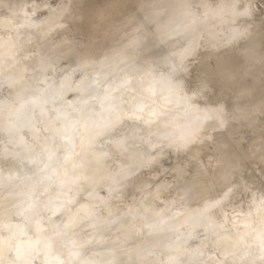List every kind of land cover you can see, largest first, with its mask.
Segmentation results:
<instances>
[{"label": "rangeland", "instance_id": "rangeland-1", "mask_svg": "<svg viewBox=\"0 0 264 264\" xmlns=\"http://www.w3.org/2000/svg\"><path fill=\"white\" fill-rule=\"evenodd\" d=\"M139 1L140 0H76V1L75 0H0V28H2L4 30L16 29L15 34L17 35L16 36L13 32H7V35L6 36L7 37H10L11 39H7V41H4L3 43H0V76L1 75L9 76V79H7V80H5L3 82L1 81V78H0V113H2V111L4 113V115H1L0 117L2 118L3 121H5V125H14L16 123V119L20 116V114H22L24 111H26L28 109L30 111V110H32L34 108L33 111H36L37 112L36 114L39 115V114L43 113V115L46 116L47 118H49V120H51L53 122L54 121L57 122V124H58V130L59 129H63V128L66 129V127L69 126L70 124H69L68 120L67 121L64 120L65 117L63 116V114H66V115H69L70 117L71 116L73 117L74 113H77L76 111H78V108H77V105L78 104L76 102H77V100H79V97H77V96H70L72 94V92L70 93V95H69V93L67 94L68 97H65V98H63L61 100L48 101V102H46V100H44V104L41 103L43 101V99H42L43 96L45 97V95L48 92V90L53 86V83H54L53 81H56L57 79L60 80L59 78L62 79V78H65V77L68 76V75L63 74V73H64V69L66 70L69 65H66L67 67L66 66H63V65L60 66V67L58 66L57 63L59 62V59H60L59 58L60 57V53H58V52H50L49 53V51H47L48 45L46 47H44L45 44L41 40H39V38L41 37V35L43 33V30H42V32L40 34H37L34 37V39H31L30 36H32L35 32H38V29H39V25L38 24L41 23V21H38L37 18H41V16H43V15L46 16V14L49 15L50 12H52V14L50 16L53 18V20L54 19H60L59 21L61 22L62 20H64L67 17V22L64 20L65 23H66V25H64L63 27H66V29L71 28V30H72V29H74V24H72L71 21H69L70 19H72V21H73L74 18H76L78 15H80V12H85V11H88L89 12V11H92L94 9V13L97 12V14H99V13L102 14L103 11H105V13L106 12L109 13V14H114L115 13L118 16H120V17L122 16L123 17V18L121 17L122 20L120 22H117L118 24L117 23L114 24L116 26V28L114 29V31H115L117 29H120L123 26L128 25L129 23H131L132 21H134L136 17L140 16V14L137 13V9H136L137 8L136 5H137V3ZM142 1H145V0H142ZM164 1L166 3L171 4L173 7H176V8L179 7V6H181V5H183V4H185V0H164ZM190 1L191 2H196V4L193 7H191V9H190L194 13L199 10V6L201 7V5H205V6H207L210 9L213 10V13H212L213 21H211V24H212L211 26L212 27H211V31L210 32H212L214 30H219L220 23L223 22L222 21V18L228 17V16H231L233 18L239 17V19L237 21L238 27L241 26L246 31V32H244L242 34L241 38H239L235 42V45L231 48V50L233 49V51H230L232 53H229L228 54L229 56H227V54L225 55L224 54V51H218V52L215 51L214 54H216V56L221 57L224 54L223 57H225L226 60H227L231 56L236 55L237 57H236L235 61H233V63H232V68L233 69H239L241 71L242 68H243V61L244 60L242 59L241 56L238 55V52H240L241 49L243 50V48L246 45L247 40H251V41L255 42L256 49L258 50V52H260L261 57L264 58V0H244V1H241V0H190ZM43 2L44 3L45 2H49V6L50 7H53V8L51 9V8H49L47 6H44V8H40L36 12H33L32 11L31 5H36V4L41 5V4H43ZM60 4H61V6H60ZM65 4L68 6L67 7V10H66V7L60 9V7H62ZM205 6H203V7H205ZM203 7H201V8H203ZM250 8H252V11L251 10L249 11ZM57 11H59V12H57ZM19 12L23 14V17L24 18L18 19L16 17L15 13H19ZM193 12H192V14H193ZM38 16H40V17H38ZM196 19H198V21H199L198 24L199 25H201L203 23V20H204L203 17L197 15L196 16ZM55 23H57V22H55ZM48 24H49V20L48 21L45 20V22H44V34L48 31L47 30ZM120 24H123V25L120 27ZM145 31H146V33H148V28ZM52 34H54V32ZM52 34L48 38L51 41H53V40L55 41V38H56L57 34H55V35H52ZM145 35H147L149 37L148 34H145ZM14 36H16V38H14ZM72 37L74 39L77 38V37L80 38L81 37V32L79 31L78 33H75ZM93 42L95 44H93L92 46L95 47V48L100 47L102 45L101 40H99V41L96 40V41H93ZM108 43H109V41L105 40L104 47ZM179 44L180 43H178V45L176 44V46H179ZM187 48L190 49L192 47H187ZM163 49H164V51L167 52V50H165L164 46H163ZM195 49H198V50H195ZM195 49H194L195 51L193 50L195 53L192 56V58H189L186 61V65L188 66L187 67V70L189 72L188 71L187 72H184V75H182L183 73L180 72L181 70L179 68H176L175 69V68L172 67V65L169 63L170 60L167 63H165L166 66L171 65V69H170L171 70L170 71L171 73L169 72V74H171V78H174L175 77L176 79H179L180 78L182 80L181 83H180L181 85L180 84L177 85V87L178 86H182L181 87L182 90H180V92L178 91L179 93L177 92V90H174V89H171L172 91H170L169 88L167 87L166 79L164 78L165 79L164 80L162 77H160L161 74H164L163 71H167L168 68L161 69L162 71L159 70L158 72L156 70H153L154 73H153L152 69L149 68L151 71L147 69V71H146L147 73H145V74L146 75L149 74L148 77L150 79H147L148 77L144 74L145 71L141 73V74H143L142 76H140L141 74L138 75V76L137 75L134 76V74L130 70H120V69H117V70H114V71L110 72V75L108 76V78L110 79V83L112 84L111 85L112 88L110 89V93L108 94V96L105 99H103V100H102V97L96 96L93 99H90V100H88L86 102H79L80 103V107H81L80 109H81V112H82L83 117H84V115H85V109L86 110L87 109H91L90 108V106H91L92 107L91 110L92 111L95 110V111H93L94 112L93 114H95V112H97V115L95 114L96 116H94V119L95 120L99 119L100 122H103V123L100 124L99 120H97L98 121L97 122L98 123V126L100 127L99 128V132L101 134L98 137L96 136L97 138H92L91 139V142H93V144H91L89 146V148L91 149V152H96V150H98V151H102V152H105L106 153V155H104L103 158H101V159L103 160L105 166L108 167L107 164H109L108 173H109L110 177H112L113 175L115 176V173L114 172H116V170L119 168V166H121L120 165L121 162L118 160L119 157H121V155L118 154L119 152L116 153V152L112 151V148L111 147H113V146L114 147L117 146L119 148L124 149L126 153H128V151L130 150V152L128 153V155L125 156V158H124V160L126 161L125 163L129 165L130 169H132V167L134 165V163L131 162L133 160V157H134L132 155V152H135V151L138 150L139 151V154H140V157H141V155L143 157L144 153H145L144 156L147 155L146 157H143L144 159L142 158V161L140 163L142 169H144L146 167V164H145L146 161H150L151 158L157 152L159 153V152H163L164 151L162 153V155H164L166 157L163 156V157H161L159 160H157L155 162V167L158 168L157 170H160L162 168V171H160L161 173L159 172L160 173V177L158 175V178H156L154 181H151L150 187L148 188V190H154V189L157 188V186L159 184H163L162 185L163 186L162 187V190H160V191L158 190L159 193H157L158 196H163V195H165L163 191L171 183V186L170 187L172 189H171L170 193L167 196H169V197L172 196V197L169 198V199H167L166 200L167 203H165V204H168L170 206L169 208H171V209L172 208H175L177 206V208L175 210H177V209H180V210L184 209L185 210V211L184 210L182 211L183 213H181V214L179 213V215L182 216L181 218L179 216V219H183L184 216H186L185 213L190 214V211L194 207L195 208L193 210H196L197 209L200 212H205V209L210 208L209 207L210 206L209 204L214 203L216 201V199L220 203L217 201L215 203V204L218 203L217 205H214V204L211 205L210 210L212 208H213L212 210H214V207H216L215 210H218V212H220L221 207H222V210H223V208H224V210H226L228 208V206L230 205L231 208L229 207L230 209L228 208V211L229 210H231V211L228 212L226 210L227 212L224 211L223 213L224 214L227 213L229 215V217L231 218V220H230L231 222H228V216L225 217V216H223L224 214H222V215H220L221 218H222V221H221L220 217L219 218H215L216 220L214 219L216 221V223H215L214 220L212 221L213 222V227L214 228L217 227L216 230H218L219 232L221 231V234L220 233H218V234L215 233V232H218V231H215V229L212 228V226L210 228H212L214 230H211L209 228L208 229V232L215 231V232H212V234L210 236H214V234H215L216 237H218L219 235L222 236V231L224 232V230H226V228L228 229L229 227H232V225H234L232 227L233 230H234L237 221L239 223V224L237 223L238 227H239V225L240 226L241 225H244V227H246V228H244V230L248 229L251 226L249 228V230H247L249 233H247L246 231L245 232L243 231V226L242 227H239V228L242 229V231L240 230L241 232H239V230H237L235 228L236 230L234 232L238 231L240 233V234H238V232H237L236 234H238V235L235 236V237L236 238L238 237V239H240L241 237L243 239V237H244L243 241L245 240V243H244L243 241H238L237 242V239H235L236 240V241L234 240L235 243H239V244L241 243L240 245H242L244 243L245 245H247L245 247L244 244H243V246H240L239 244H234L233 243L234 241L231 242L234 245H239L240 248L244 247V249L239 250V252L242 251L241 254L239 252H237L238 249H239L238 246H236L237 247V250H235V251L232 250V251L236 252V254H233L234 252H231V253L229 252L231 250L230 247H229V246H231V245H229L230 244L229 241H231L230 239L231 238H234V235H236L234 233H231L229 231V229H230L229 228L228 229L229 233H225L224 232V235L226 234V237H227L228 234H232L233 237L231 235H228L226 241H223V239H225L226 237L223 238V239H222V237L221 238L219 237L221 239V241H222L223 244L220 242V239L218 241H216L217 238L215 240V237H212L213 239L208 240L211 237L209 236L208 233H206V235H205L206 238L204 237L205 240L204 239H201V242H200V240L197 241V243L200 245L199 246L200 248H198V244L197 243L195 244L196 245L195 246V251L200 252V250H202V248H204V246L206 247V245H208L207 244L208 241H209V243L212 242V241L214 242V243L212 242V247H211L212 249L214 247L213 244H216V247L219 246V248L222 251L224 250L223 247L224 248H227V249L229 247V250L225 249V251L221 252V250H219V248H217L218 249L217 250L216 247H215V251L216 252H214V250H213V253H211L212 252V249H210V246H211L210 245L211 243H210L209 246L206 247V248L209 247L208 248L209 251H207L206 248H204L203 251L200 252L202 254L199 253L200 254V256H199L198 252L196 253L197 254L196 255L195 254V251H193L194 249H191L190 246H189V244H188L187 245L188 248L186 246H182L181 247L182 249H184L186 247L185 250H186L187 253L185 252L186 253V256H185V253L183 252L184 250L181 251L182 249H180V247H176V245H171V244L175 243L174 241L179 240V239H177V237L179 236V232L178 231H179L180 225H178L177 221L175 222L173 220L170 225H172L174 223V224H176L178 226V229H176L177 226L174 225V228L172 227L173 230L172 229H169L170 232L168 231V229H167L168 232H166V228H170V226L167 225V227L165 228V231L163 230V228L166 225L165 226L164 225L162 226V228H161L162 230L161 231L164 232V234L162 232V235L165 236V237L161 236V232H160V235H159V231L160 230L158 231V233L156 231L158 229V228H156V226H158V227H161V226H160V223H157L158 221H156V219H155L156 218V213H154L155 210H160V209L161 210L162 209L163 210H167V208H168L167 207L168 205H165V204L162 207V201H160V199H157L156 197L155 198H152L151 200H148V199L144 198L143 195L138 196L137 194H135V195H137L139 197V199L142 200L143 204L145 205V209L148 210L146 212V216H148V218L150 217L151 219H153V218L155 219V221L153 222L154 224L152 225V227L150 229L146 230L147 231L146 234H143L146 237L143 236V235H141L143 237H142V239H141L140 242L138 240H136V238L135 239H131L132 238L131 237L132 234H131V236H128L125 239V242H124V238H122V235H120V237H118L119 235H117V234H122V232L120 230L121 228L120 229L117 228V230H115L112 227V225H110V224L109 225H106V227H104L105 226L104 225V221H106L105 219H107V218L101 214L102 211L101 212H97V213L95 212V215H94V217L92 218L91 221L89 219H85V218H82L83 220H81L80 217H77L76 216V217H74L75 219L70 223V225H68V222L70 220H68V216H67L65 210L67 209V212L69 211L71 213V211H72V213H74V210H73L74 209L73 208L74 204H75L74 207H75L76 210L79 209V212L80 213L86 214V215L89 214L90 210L92 211V213H94V210L95 209H94L93 204H90L89 203V200L90 199H88L85 196L84 193L81 194V193H79V192H77L75 190H72V189H69L67 191H64L63 190V188H64V186L66 184L65 183L66 178H64V174H63V177L60 178L62 176V174L60 176V174L58 173V170H56V169H59V172L60 173H61L62 170H63V173H65L66 172L65 170L68 171L67 168L66 169L65 168L63 169V166H65V163L64 164L63 163L62 164H58L56 162H60L61 160L56 159L54 162H52L53 166L51 167L50 164L49 165L46 164L44 160H40V161L38 160L37 161V164L35 166V162L36 161L34 162L32 154H28L27 153L28 150H29V148L32 147L35 144V142L37 140L36 138H40V137H44V136H47V137H50V138H57V136H58L57 133H56V128L54 126H53L54 128L51 127V122L48 123V124L44 122V126H43L42 121H41V117H40V122L39 123L37 122V123L33 124L32 126H25L24 127V130L21 133L19 132V134H20L19 135V138L18 137H15L13 133L7 132L5 129H2L0 127V199L2 200L3 198H5V201H4L5 203L4 204L3 203H0V264H8V263L9 264H12V263L15 264V261L16 262H19V260H21V261L18 264H23L22 260L24 261V264H26V262L29 261V260H30V262H27V264L28 263L29 264H33V263H35L34 261L36 259H37L38 262L36 261L37 263H35V264H39V262H40L39 260H41V263L42 264H145V263L146 264H150L151 260L154 261V262H151L152 264L153 263L154 264H163V262L161 261V259H163L164 257H165V259L166 258L168 259V257H170V256H171V258L168 259L169 260L168 262H167V259H166V262H165V259L163 260L164 261V264L171 263L170 262L171 259H172V261L174 260L173 262H175L177 264L179 263L178 262L179 260H180V263L181 264H185L187 262V260H185V259H188V258H190L188 260V262H190V260H191V262H194L195 261L193 264H206V261H207V264H209V263H211V264L214 263L215 264V263H218V262H219L218 264H220V263L221 264H224L225 260H226V262L229 261L228 263L231 264L234 261L233 258H236L237 257L236 255H238V259H236L234 261V263L236 261H238L239 263L236 262L238 264H241V263L244 264L245 262L247 264H253L252 262H254V260H255L254 258H257L258 259V257H256V256L255 257H252V255L254 253H257V251L255 250V248H253V247H257L256 249L257 250L258 249L260 250V248L263 246V244H260L259 242H261L260 239L262 237L264 238V236H262V233L263 232H261L264 229H262V230L260 229V227L262 226V223H259L261 221H264V219L263 220L261 219V218H264V214L262 215V213H264V211H262V209L264 210V204H263L264 203V201H263L264 200V194H262L263 193L262 191L264 189H261L260 190V187L257 188L258 187L257 185L260 186V183L262 182V179L261 178H263V183H261V184L264 186V173H262L264 171V169H263L264 166L262 168V165H264V114H253L252 113L253 115L251 114L248 123H243L242 125H239V126L235 127L232 131H230V133H229V130L230 129L229 130L227 129V131L226 130H222L223 133H224L223 136L220 135V133L216 135L217 132H212V130L216 131L215 130L216 127H213L212 128V126L214 124H211L210 125V122H205L204 117H206V116H204V114L207 115L206 113H212V112L214 113L215 111H213L214 110L213 108H216L217 105H221L222 104L219 107H223V105L227 102V98H229V96H227V95H229L231 92L229 94L228 93H225L227 91L228 92L230 91V88H227V86H226V90L227 91L224 90L225 88L224 89L222 88V87H224L222 85H220V87L222 88L221 90L219 89L220 87H218V86L215 87L214 86L210 90L211 91L212 90L213 91H219V93L216 92L217 94L215 92L214 93L216 95L219 94L221 97L219 95L218 96L213 95L214 96L213 97L211 91L208 92L209 90H207V91L204 92L203 90H205V89H201V86L204 85L205 79H203L202 81H200L199 79L197 80V78H196L197 74H200V70L202 71L203 68L205 70H208V71H211V70L213 71L215 69V65H216V61H217L216 59L217 58L212 55L213 54V51H211L209 49H206V46L204 44V40H201V45L195 46ZM172 58L177 59L173 55L170 57V59L174 61V59H172ZM45 59L47 60L48 65L46 67H44V69L42 71L43 77L37 83L35 91L29 93L30 95L23 97V99H22V97H19V98H16V99L15 98L12 99V97L14 96V94L17 91L24 89V87L27 85V82H28V76L31 73H33V71L36 69V67L37 68L40 67L41 69L43 68ZM202 60L204 61L203 63H201ZM9 63H11L10 67L8 69H6L5 71H3L4 67L6 65H8ZM97 65H98V63H94L91 66H94L95 68H97L98 67ZM178 66H181V64H178ZM68 69L69 70L71 69V73L75 74V82H76L75 85H79V84H82L84 82H88L89 81V78H91L94 74L95 75L97 74V73H94L91 76L89 74L83 75V74L79 73V71H75L74 68H69L68 67ZM148 71L149 72H152L153 74H155V75H153V77L154 76L155 77L158 76V73L160 72V75L158 76V77H160V79L158 77H156V78L154 77V78L157 81H158V79L161 80V82H159V81L156 82L155 79L153 80L152 79L153 77H151L152 74L151 73H148ZM155 72H157V74ZM262 72H264V67L262 68ZM262 72L259 73V74L258 73H255V74L250 75V78L251 79L250 78L247 79L248 82L251 81L250 85L256 83V84H258L261 87L264 86V73L262 74ZM130 73H131V75H130ZM150 74H151V76H150ZM128 75H129V77H128ZM139 76L141 77V79H139L140 78ZM137 79H139V81ZM150 80H153V81H150ZM162 80H163V82H162ZM141 81L142 82L144 81V83H146V81H147V83L150 81V84H152V85H153V82H154V85L153 86L151 85V87H150L149 86L150 84H146L147 87H145V84L141 83ZM139 83H141L140 84L141 89H140V87H137V86H139L138 85ZM170 86H174V85L171 84ZM193 87L194 88L195 87L196 88L198 87V90L197 91L200 94H197L198 92L196 91L197 92L196 93V96H198V97L195 99V102H193L194 101L193 100L192 102H189V103H191V105L193 103H194V105L195 104L196 105L198 104V106H196V105L193 106L192 105V107H191L189 103H186L187 101L184 100L185 98L181 102H184L185 101V103H186L187 106L186 105H182V103L179 101V99L181 100V97H185V96H183L184 95L183 92H188L187 94H189V93H191ZM143 88L144 89L145 88L150 89V91L149 90H146L147 93H145V91H144ZM214 88L215 89L218 88V90L217 89L215 90ZM183 90H185V91H183ZM140 91L142 92V94L145 93L143 97L140 95L141 94ZM148 91L150 92V94L148 93ZM221 91L225 95H223V94L221 95ZM66 93L67 92H65V94ZM128 93H130L131 95L133 94V96H135L134 93H139V96L137 94L136 95L137 98H134L133 96L130 95L131 96V99H129V100L132 101V102H130L128 100V98L130 97ZM34 94H36V95H34ZM207 94H209L208 95L209 97L211 95L212 98H208ZM40 96H41V98H40ZM200 96L202 98H200ZM203 96H205V97H203ZM222 96H224L226 98V100ZM206 97H207V100H205ZM216 97H219V99L220 98L221 99L223 98L222 100H219V101H222V103L221 102H218V100H217V102L220 103V104H218L216 102V99H217ZM28 98H30V99H28ZM213 99H215V101ZM92 100H96V101L94 102ZM210 100H213L215 103L212 102V101H210ZM10 101H12L13 103L10 102ZM153 101H156L157 104L155 102H153ZM223 101H224V103H223ZM131 103L132 104H135L136 107H139L138 108L139 112L142 113V111L145 110V113H147L150 116H147V115L145 116V113H142V114L140 113L139 115H137L139 113L137 111V113H136V115L138 116L137 117L134 114V112H135L134 110H137V109H135L136 108L135 106H134L135 108L132 107V106H131L132 107L131 108L130 107V104ZM98 104H99L98 109H94V108H97ZM199 104L201 105V107L199 106ZM210 105H212L213 108H211ZM36 106H39L38 107L39 109ZM209 106L213 110H211L209 108ZM31 107H33V108L31 109ZM42 107H43V109H42ZM102 107L107 108V109L104 110V108H102ZM183 107H185V108H183ZM203 107L204 108L206 107V108L203 109ZM219 107L216 109V111L219 109ZM7 108H12L13 110L6 111ZM176 108H179V109L182 108V109L179 110V111H176V110H178ZM194 108H196L197 110L194 109ZM207 108L210 109V110H208ZM250 108H251L250 107V104L248 105V103L243 102L241 105H238V106L235 104L233 106V109L227 111L228 114H224V112H222V114L225 115V118L226 117L227 118L228 117H234L235 118V115L238 114L239 111H242V110L248 111ZM102 109L104 111L101 112ZM129 109L130 110L133 109L134 112L131 111V113H130L128 111ZM202 109L204 110L205 113L202 112L203 111ZM206 109L208 111H205ZM171 110H173V111H171ZM125 111H128L129 112V114H128L127 117H130L131 116L130 119L126 118V120L127 119L128 120L125 122V124L124 123L121 124V127H124V126L125 127L124 128L119 127V128H121V130L119 128H117L119 131L117 129H115V130H113L115 132H111V135L109 134V136H112V134H113V136H112L113 138L115 136L117 137V135H118L117 138H119V139H116V137L113 139L112 137H109L108 138V136H104L103 132H105V131L107 132L108 129L109 130H112V127L115 128L118 124L121 123V121L123 119L121 117H122V115L124 114ZM174 111H176V112H174ZM194 111H195V114H194ZM198 111L200 113L199 114H196V112H198ZM132 112H133V114H132ZM167 113H169V114L167 115ZM177 114H179V115H177ZM200 114H201V116H200ZM198 115H199V117H198ZM132 117H136V119H133L132 120L131 119ZM139 117L140 118L142 117L143 120L146 119L143 122L147 121V124L146 125H150L149 126V129H151V130L148 131V129H147L148 126H145L144 125L145 123H143V122H142V126H141L142 128L139 127L141 125L140 122L142 121V119H140ZM164 117H165V119H164ZM166 117H169V118H167L169 120H166ZM171 117L176 118V119H173V118L170 119ZM101 118H102V120H101ZM137 118L139 120H137ZM177 118H179V120L180 121L182 120V121L179 122V120ZM148 119H150V120H148ZM160 119H162V120L159 121ZM199 119L201 121L202 120L204 121V122L202 121L204 123V125H205V123H207V124H209V126H206L205 125L206 127H203L204 125H203L202 122L200 123V120ZM185 120H188L190 123H191V120H192V124H190L188 121H185ZM195 120H197V121L195 122ZM37 121H39V118L37 119ZM162 121L163 122H165V121L168 122L169 121L170 122L169 125L171 124V126H168V123H166V125H164L165 123L163 124ZM173 121H174V123H173ZM175 121H178V123L175 122ZM176 123L180 127L182 126V129H184V130L185 129L186 130L192 129V131L191 130H188V132L189 133L191 132L192 136L193 137L195 136V138L194 139H192V138L190 139L191 136L188 135L189 134L188 132H185V134H182L181 132L184 133V130L183 131H180L179 130L180 132L178 133V137H177V134L175 135V133L178 132L177 131L178 130V128H177L178 125ZM195 123H198V124H195ZM127 124H128V127H127ZM134 124H137V125L134 126ZM172 124H174V125L176 124L175 127H173L174 125L172 126ZM187 124H188V127H187ZM194 124H195V126L197 128L194 126ZM189 125L193 126L194 128H192ZM197 125H203L202 127L204 128V130H203L202 133L199 132V131H202L203 128L200 129L201 126L198 127ZM155 126L157 127L156 129H155ZM161 126H162V128L164 126L165 127L162 129V128H160ZM130 127L134 131L132 129H129ZM134 127H136L135 129H137V130H135ZM137 127H139V129L141 131L146 127L145 131L143 130L144 132H140V133H142L141 135L143 137L142 136L141 137L139 136L140 133H139V130H138ZM167 127L168 128L170 127L169 129L171 131H172L173 128H177V130L175 129V130H173L175 132L172 131L171 134H168L169 133V129ZM159 128L162 129L161 130V131H163L162 133H160V129ZM96 129H97V127H95V130ZM154 129L156 131H154ZM130 130H132L131 131V134H129ZM166 130H168V132ZM194 131H195V133H194ZM196 131L199 132L198 134H200V136H197L198 134H197ZM119 132H120V135H119ZM123 132H125L127 134V136H126V134L124 135ZM209 132H211L210 133L211 136H209ZM116 133H117V135H116ZM122 133H123V136H125L126 138L128 137V139H126L125 137H123V139H122V135H121ZM132 133H133V137L134 136H136V137L139 136L140 138H142V140L140 139L141 142H143V141H146V142L145 143L144 142L143 143H141V142L138 143L137 142L138 140H135L133 138V140L135 141V143L137 142L136 143V146L133 147V144L135 145V143H134V141L131 140L132 139V136H131ZM156 133H157L158 136L156 135ZM137 134H139V135L137 136ZM172 134L175 135L176 137L173 136ZM148 135H150V138H149ZM215 135H216V137L218 135H220V137L218 136L217 139L220 140V142H222V141L223 142L222 143H220V142L217 143V141H215L216 140ZM145 136L148 137V138H146ZM151 136H153L154 138L157 137L160 140L157 139V138L154 139ZM160 136H163V137H160ZM167 136L169 137V139H168ZM181 136H184V137L182 138ZM104 137H106V138H104ZM172 137H174L173 140H172ZM208 137H211V138H208ZM184 138L187 139L188 142L189 141L190 142L192 141L191 143L189 142L190 143V145H188L189 147L187 146V147H184L183 148L184 142L187 141ZM197 138H199V139H197ZM107 139H109V140H107ZM115 139L117 140L116 143H114L115 142L114 141ZM137 139H139V138H137ZM174 139L179 140V141H175V142H178L177 145H175V143H173L172 145L170 144L171 142H174ZM208 139H212V140H208ZM221 139H222V141H221ZM48 140H49V142L55 144L52 139H48ZM127 140H129V141L127 142ZM153 140H157V141L159 140V141L158 142H156V141L153 142ZM164 140H166L167 142L169 141L170 146H168L169 144L166 143ZM193 142H194V145H193ZM205 142H206V144H205ZM211 142H216L217 144L215 143L216 145H214ZM112 143H114L113 146H112ZM147 143H149V144H147ZM155 143H158V144H155ZM219 143L221 144V146L223 148H225L224 150L223 149H220V151H218V149L221 148ZM73 144H75V143H72L71 146ZM139 144H142V145H139ZM143 144H145V146ZM160 144L162 146L164 145L163 146L164 148L162 146H160ZM178 144H180L181 146L178 145ZM196 144H198V145H196ZM210 144H212V146ZM222 144L223 145L225 144V145L223 146ZM107 145H109V146H107ZM155 145H156L157 148L155 147ZM201 145H202V147H204L205 145L206 146L204 148H201ZM218 145H219V148H218ZM250 145H251V148L254 150V152H255L256 149H259L260 147H261V149H263V150L260 149V151L257 150V151H259L258 152L259 153V156L258 157H260L261 160L260 161H257L258 163L256 161H255L256 163L253 161V163L255 164L256 168H255L254 164H253L254 167L253 166L252 167L250 166V165H252L251 164L252 162L250 164H248V161L249 160L252 161V159H248L249 157L247 155H245V151L248 152L250 150V152H253V150L249 148ZM74 146L75 145H73V147ZM141 146H143L144 148H141ZM175 146L176 147L178 146L179 148H176ZM193 146H196L199 149V151H198L197 148H196L197 150H195V148ZM209 146L210 147H214V148L217 147L218 149L216 148V150H217L216 151L215 149L212 148L213 150L216 151V152H214L212 149H210ZM160 147H161V149H160ZM206 147H207V150H206ZM154 148L157 149L158 151L153 150ZM193 148H194L195 152H197L196 154H195ZM54 149L56 150V148H54ZM126 149H129V150L127 151ZM134 149H136V150H134ZM140 149L142 150V152L140 151ZM178 149H180V150L178 151ZM131 150H133V151H131ZM145 150L148 153H146ZM150 150H152L151 153H150ZM175 150H176V152H175ZM221 150H222V152H221ZM200 151L203 152V153H201ZM223 151H225V152H223ZM234 151L236 153H237V151H239L238 152V153H240L239 154V157H242V158L244 157L243 159L241 158L242 161H244V159L246 158L245 156H247V158L245 160H248V161L245 162L247 164L244 163L245 166H244V164H243L242 161H241L242 163L240 162V165L239 166L240 167L241 166L242 167L244 166L245 167V170L244 171L247 172V173L244 174V171H243L244 167L243 168L241 167L242 168L241 169L242 171L240 169L238 170L239 176L241 175L240 177L238 176L239 179H240V181H242V182L244 181L245 182L246 179H244V178L246 177L247 178V181H251V184H254V183L257 184V185L254 184L252 186H254V189L255 190L256 189H258V190L255 191L253 189V187L251 186L250 182H247L246 181L247 183H245V184H249L252 187L253 190L250 188L249 185H248V187L250 189H247V185H244L243 184L244 182L241 183L239 181V179H235L232 176V178H234V180H238L237 181L238 183L235 181V183H237L236 184V187L237 186L242 187V188H239L238 187L239 190H237L238 188L235 187V184L233 182L234 180L233 179L232 180H228V179L231 178V174L228 173L226 175L227 176L226 177L225 176V173H223V167L225 166L224 164L227 162V160H229L228 158H230V157H232L234 155L236 156V153ZM42 152L45 153V149H39L38 150V154H41ZM58 152L61 154L62 159H63L64 158L63 156H65L64 153H63L64 152V147L63 148H58ZM169 152L172 155H170ZM178 152L180 154H183V155H179ZM190 152H192L194 154L190 155L191 154ZM241 152L244 153V154H242V156H241ZM149 153L152 154V155H150ZM173 153H174V156H173ZM185 153H190V154H188L189 156H186ZM232 153H235V154L233 155ZM148 154H149V156H148ZM175 154H178L179 156L176 155V157H175ZM218 154L221 157H223L222 155H224L225 157L227 156V158L226 159L225 158H221L220 156H217ZM231 154H232V156H231ZM118 155H120V156H118ZM193 155H194V157H196L195 155H199V156H197L196 158H194ZM207 155H209V158H208ZM86 156H88V155H86ZM96 156L99 157L101 155H96ZM129 156L130 157L132 156L131 157V160H130V158H128ZM184 156L185 157H189V159L185 158ZM191 156L193 157L192 158V161L190 160L191 159ZM212 156L214 157L213 159H212ZM177 157L181 158L183 162H180L179 158H177ZM113 159H115V160L117 159L116 160V163H115V160L113 161ZM218 159L219 160L222 159L224 162L226 161L225 163L223 162V167H221L222 162L220 163ZM187 160H189L191 163L188 162ZM201 160L204 161V162H202ZM212 160H215V162H213ZM217 160H218V162L220 164L217 162ZM222 160H220V161H222ZM99 161H101V160H99ZM206 161H208V162H206ZM261 161H263L262 162L263 164H260L259 163ZM41 162H43V163H41ZM93 162L96 163V160H94ZM142 162H143V164H142ZM157 162H158V164H157ZM184 162H186V163H184ZM210 162H213V163H210ZM40 163L43 164V165H41ZM175 163L178 164V167L174 166V165H176ZM204 163H206V164H204ZM44 164L46 166L47 165L50 166L54 170V173L57 172L55 175H53V177H56V178H54L55 179L54 181H56V183H57V182H59L58 180L61 179L60 180L61 183H58L56 185L55 182L54 183L53 182L51 183L50 181H48L45 184V180L47 181L48 178L51 177V175L53 173L51 174V172H48V173H50L48 175V173H45L47 171H44V170L42 171L41 168L47 169ZM217 164H219V165H217ZM61 165H63V166H61ZM114 165H115V167H114ZM172 166L176 167L177 169L176 170H173V171H170L171 170L170 168ZM257 166H259L260 168H258ZM34 167L35 168L38 167L37 168L38 170L36 171V169H34ZM209 167L210 168L213 167L215 169L212 168V170H211V169H209ZM216 167H217V169H216ZM247 167H249L248 169L251 170V174L250 175H252V172L254 173V171L257 170L256 171L257 173L256 172L255 173H256V176L257 175L259 176L260 175L259 169L260 170H263V171H261V174L263 176L262 175H260L259 177L257 176L259 178V181H260V183L258 182L259 184L256 183L258 181V179L255 176V173L253 174V176L256 179L254 177H252V176H251V180L249 179V176H250L249 175V172L250 171L249 170H246ZM112 168H114V170ZM198 168H200V170ZM103 169H104V166L99 165L97 168H95L94 170H92V172L97 175ZM252 169H255V170H252ZM39 170H41V172H39ZM177 170L178 171L180 170V171L178 172ZM208 170H211V171H209L211 173H208L207 172ZM215 170H218V171H215ZM219 170L223 174H221L219 172ZM152 171L153 170H150L148 168L145 169V170H142L139 173L140 176L138 177L137 176L138 174H136L135 175V178H137L138 180H142V179L145 180L146 177L149 175V172H152ZM197 171L200 172V173L203 172V173H201L202 175L200 173H198ZM214 171L216 173H214ZM110 172H111V174H110ZM177 172H178V174H181V173L183 174V175L181 174V176H183V181L181 183L182 184V187H186L188 185L187 184L188 183L187 180H190V182L192 181L191 184L192 185L194 184L193 186H195V187H193L195 189L194 190V194L192 193L191 195H187L186 196L185 194H183V193L178 192V191L175 190L176 189V184H172V183L176 181V178L175 177H177L176 176L177 175ZM193 172H195V173H193ZM212 172L214 174H216V175H218L220 173L221 178L219 177V175L217 176V178H216L215 175L214 176L213 175L211 176L210 174H213ZM31 173H33V175ZM35 173H36V175H38L37 177H36ZM108 173L105 170V174H108ZM207 174H209V176H211L212 178H215V179H212V181H211V179L209 178V176H207ZM44 175H47L48 178L45 176L47 178V179H45V177H43ZM58 175H59V178L57 177ZM145 175H146V177H144ZM193 175H195V176H193ZM197 175L202 176L205 181L203 182L202 179H200V176L198 177ZM223 175L225 177H223ZM242 175L245 176V177L243 176V179L244 180L241 178ZM39 176H42V177L40 178ZM191 176L194 177V178H192ZM207 177H208V179H207ZM222 177L223 178H226V179H223ZM37 178H38V181H43L44 182V184L42 182H39L42 187L44 185V187H43L44 189L41 186L38 185L39 183L36 184L38 181L37 182H34V181H36ZM42 178L45 179V180H42ZM133 178H134V175H133ZM197 178H199V180L202 181V182L199 181L197 183H194L193 181H195ZM252 178H253V180H252ZM254 179L256 180V182H254L255 181ZM215 180H216V182H215ZM225 180L227 182L228 181L229 182H233V183H231L232 186L230 187V185H228L227 182H224ZM197 181H198V179H197ZM209 181H211L210 184H206V183H209ZM49 182L51 184H47ZM108 182H110V181L108 180ZM221 182H224V184L221 183ZM239 182L241 183V185H240ZM199 183H202L204 185H201ZM214 183H217V184H220L221 183L220 185H222V184L225 185V183H226L225 186L227 187V190H226L225 186L222 185L225 189H223V191H221V194H223V193L225 195L227 194L226 197L223 194L224 197H225V198L223 197L224 199L222 198V200H221L220 195H219L220 190H222L223 187L218 185L220 188L217 187V186H214L215 188L214 187L211 188L214 185ZM134 184H136V180L134 179L132 181V179H131L130 184H129V185H131L130 190L134 189L133 188V187H135ZM197 184H198V186H197ZM205 184L208 185L207 187H209L210 190H208V189L206 190L207 187H205ZM49 185H55V186H53V188H50ZM83 185H82L83 186L82 187L83 189L89 187L87 183H84ZM47 186H49V189H48ZM202 186L205 187V190L206 191L205 190H201V191L199 190L200 187L203 188ZM228 186H229V188H228ZM45 187H47V188H45ZM196 187H197V189H196ZM39 188H41V189H39ZM216 188H217V191H218V188H219V191L218 192L215 190ZM230 188H231V190H228ZM261 188H263V187H261ZM232 189H233L234 192H235V190H237V192L239 191V193L235 192V194H234V192H233V193H230V195H228L229 193H226V192H228V191L231 192ZM242 189L246 190V191H244V193L246 195L245 194L244 195L242 194L243 193ZM124 190L125 191L123 193H121L120 191L118 192L117 190H115L113 187L110 186L108 188V190H107V192L109 193L108 194V198H107L108 201H106L107 204H102L101 203L99 205V210H101L100 207L101 206H104V205L106 207L103 210H120V209H122V210H124L123 211L124 213L125 212H128V211H126L127 209L130 210V208H131V210H133V208L136 207V202H137L138 199H137V197L134 194L129 193L130 191L128 192L129 189H124ZM214 190L218 194L216 192H214ZM251 190L253 191V194L254 195L251 194L252 193ZM199 191H200V194H199ZM64 192L65 193H70L71 195L69 194L70 196L69 195L68 196L71 197V199L70 198H67V197H63L65 194H63V195H61V194L64 193ZM101 192L103 193L104 190H102ZM160 192L163 193V194H161ZM240 192H242V193H240ZM246 192H248V194ZM256 192H258L257 193L258 195H256ZM78 193H79V195H78ZM102 193H100V194H102ZM126 193H127V195H126ZM206 193H207V196H208V193H210V194L212 193V194L215 195L216 198L214 199V196L212 194L209 195L210 198H211L210 203H209L208 202L209 197H205V198H208L207 200L206 199L205 200L203 199L204 196L202 197V194H205V196H206ZM75 194H77L78 196H81V197H84L85 196V198H83V199L81 197L78 198V196L77 195L75 196ZM196 194L198 195V197H199V195L201 197L197 198V195ZM216 194H217V196L218 195L219 196L217 197ZM238 194H240V196H242L245 199L246 202H250V204H249L250 207L249 208H252V209L256 208L257 205H259L258 204V202H259L258 199H261L263 197V199L260 200V201H262V203L259 202L262 205V207H261V205H259L257 207L258 209L257 208L254 209V212L256 210L255 213L252 212L251 209L250 210L247 209V211L249 213L247 212L248 214L247 213L244 214V210L246 212V208H248V206H247L248 203L246 204L245 202L242 201L244 199H242V200L240 199L243 202L244 206L245 207L247 206L246 208H244L243 211L240 210V209H243V207H242L243 204L242 205H239V201L240 200H237V199L240 196L238 197ZM260 194H262L263 196L260 195ZM72 195H74V196H72ZM259 195L261 196V198L259 197ZM113 196H115V197H113ZM185 196L188 197L189 199L188 198H185ZM190 196L191 197L193 196V198H190ZM232 196L236 197L237 199L236 198H230ZM244 196H247V198H245ZM248 196H250V198ZM72 197H75V198H72ZM111 197H112V199H111ZM195 197H196V199H195ZM242 197H240V198H242ZM63 198L64 199L67 198L66 201ZM80 198L83 200V201H80V203H81V207L80 208L79 207H76V204L79 201L74 202V203L73 202H69V200L70 201H72V199H73V201H74V199L75 200L76 199H79L80 200ZM173 198H175V199H173ZM84 199H85V201H84ZM190 199L191 200L193 199L192 200L193 201L192 204L194 205V203H195V206H193V207L190 206V208L191 207L192 208L191 209H188L189 206L187 207V205H190L189 203L192 202V201H190ZM197 199H200V200H197ZM229 199L237 200L238 202H236V203H238V204L236 205L235 202L230 201ZM87 200H88V203H87ZM179 200H180V202H179ZM188 200H189V202H188ZM61 201H62V203L63 202L66 203L68 201L66 203L67 204L66 205V209H65V204L63 203V205H64V207H63ZM172 201H174L175 203L172 202ZM186 201H187V203H186ZM196 201H197V203H196ZM201 201L203 203H201ZM256 201H257V203H256ZM93 202H96V201L94 200ZM98 202L100 203V201H98ZM205 202H207L208 205L207 204L206 205H207L208 208L205 207L206 206L204 204ZM225 202H227V203H225ZM242 202H240V203H242ZM118 203H119V205L121 204L122 206L121 205L120 206L123 207V208H121L120 206L117 207ZM198 203L200 204L199 206H201V209L204 208V207H205V209L200 210L199 207L197 206ZM222 203H224V204H222ZM251 203H253V205ZM126 204H128V205H126ZM175 204H176V206H175ZM203 204H204V207H202ZM69 205H71V206H69ZM179 205L181 206V208H180ZM219 205L221 206L220 209L218 208ZM234 205L236 206V208L234 207ZM182 206H186L187 208L186 207H182ZM196 206H197V208H196ZM225 206H227V207L225 208ZM240 206H241V208H240ZM237 207H238L239 210L237 209ZM232 208L233 209H236L237 212H235ZM22 209H24V210H22ZM145 209H143V210H145ZM187 209L190 210V211H188ZM141 210H142V207H141V209L139 208V212ZM258 210H261L262 211V213H261L262 217L258 215V213L261 212V211H258ZM239 211H241L243 213V218H242V215L241 214H238V213H240ZM257 211H258V213H257ZM231 213H233V215H231ZM235 213H236V215H235ZM120 214H123V213H119V214H116L114 216H121ZM126 214L127 213H125V215ZM227 214H225V215H227ZM249 214H251L252 216L254 215L256 217V219L259 218V219H257L259 222H257V220H255V219H253L254 216L253 217L252 216L250 217ZM244 215H246L245 218H248L249 217L251 219V221H250L251 222L250 223L251 225H249V227L248 226H245L246 225L245 223H248V220H250V219L248 218L247 221H246V219L244 220ZM257 216H259V217H257ZM132 217L133 216H131V214H129L127 218L130 219ZM223 217L225 218V220H227L226 223L224 222L225 220L223 219ZM239 217H241V219H239ZM233 218H235V219H233ZM237 218L239 220H237ZM242 219L244 220V222H242L243 221ZM233 220L234 221L237 220V221H235L236 223L234 222L235 224L232 222ZM253 220H255L254 223H253ZM116 221L120 222V220H116ZM219 222H220V225H217ZM222 222H224L225 225ZM241 222L244 223V224H242ZM227 223H229V225ZM230 223H233V224L230 226ZM37 224H40L44 228V230H43V228H36L35 226ZM135 225H137V224H135ZM254 225H257L255 228L259 232H261V234L259 232H256L255 233V230L256 229L254 228ZM130 226L131 225H127L126 228L127 229L130 228ZM137 226H138V228H140L141 231H143V230L145 231L144 227L141 229L142 226H140V227H139V225H137ZM103 227H104V229H103ZM224 227H225V229H224ZM127 229H125V230H127ZM233 230H231V231L233 232ZM251 230L253 231L252 233H251ZM175 231H177V232H175ZM174 232L177 235L173 234ZM242 232L249 234V236L247 234H244L245 236H247V238H245V236H243V233ZM250 233H251V235H253V237L250 235ZM254 233L255 234H257V233L259 234V235L257 234V236H259V237H257L259 240H257L256 237H254L255 236ZM9 234L10 235L12 234V235L10 236ZM6 235H7V239H6V237H5V239L9 243L4 239V236H6ZM173 235H175L174 236V239L171 238ZM239 235H240V237H239ZM263 235H264V233H263ZM8 236H10L11 238L8 237ZM207 236H208V239H207ZM260 236H262V237H260ZM152 238H153V241H151ZM155 238H157V240H154ZM165 238H166V240H165ZM168 238H170V240ZM252 238H255L254 241H256V244L255 243H252V244H254V246L253 245L252 246L250 245ZM263 238L261 240H263ZM19 239L21 240V242H19L20 241ZM33 239H34V242L35 243L33 242V243H30V244L31 245L32 244H36V245H34L36 248L33 245L32 246L29 245V243H28V242H31ZM37 239H38V241L36 242L35 240H37ZM39 239L41 240L42 243H40V240ZM162 239H164V243L163 242H160V241H163ZM248 239H250V244L248 242L249 241ZM246 240H247L248 244H247ZM121 241H123V242H121ZM156 241H158V242L157 243H154V244H150V243H153V242H156ZM202 241H203V243L204 242H206V243L203 244ZM159 242L162 245L159 244ZM215 242H217V243H215ZM226 242H228V243H226ZM168 243H170V244H168ZM218 243H220V244H218ZM258 243L260 245L259 248H258V246H259ZM37 244H39L40 246L37 245ZM233 244H232V246H233ZM168 245L169 246L171 245V246L169 247ZM248 245L251 246V247H249V249L251 248V251L253 252L252 255H251L250 250H249V253L250 254L247 253L248 251H247L246 248L248 247ZM160 246L161 247L163 246L164 249H161ZM232 246H231V248H233V247L236 248L235 246H233V247ZM171 247H173V248H171ZM33 248L35 249V251L38 254L35 253V251L33 250ZM166 248H168V249L171 248V249H169V251L171 250V252L174 249L173 250V257H172V255L169 254V251H167L168 249H166ZM189 248H190V250H192V253H191V251H189ZM176 249L179 250L180 252L179 253L178 252H175ZM60 250H62V251H60ZM243 250H246L247 251V252H245L246 255L243 254ZM254 250L256 252H254ZM259 250H258V252H259ZM261 251H263V252H261ZM21 252L24 255H27V256H29L28 255V253H29L30 256H34L35 258L33 259V257L31 258L29 256L30 259H28L25 262L24 255L22 256V253ZM26 252H28V253H26ZM161 252H163V253L161 254ZM164 252L167 253V254L165 253L166 256H163L164 255ZM174 252L176 253L177 258H179V255L181 256V258L179 260L176 259V256L174 255L175 254ZM226 252H229L230 255H231V256L228 255L229 258L227 256L226 257L227 259L224 258V257L227 254H229V253H226ZM20 253H21V256L23 257L22 258L21 256H19V258H21V259H19L17 257V255H19ZM190 253H191V257L189 256ZM220 253H222L223 256ZM260 253H262V254H259L258 255V253H257V255L259 256V262L261 260L260 258L262 257V261H261V264H262L263 258H264V247H262V249L260 250ZM247 254H248L249 257L247 256ZM167 255H170V256H167ZM182 255H184V257H187V258L182 257ZM192 255H194L195 257L198 256L197 258L194 257L196 260H193L194 258L192 257ZM215 255H217L219 258H216ZM240 256L242 258H244V259L241 260L242 258H239ZM157 257L160 259V261L158 260ZM213 257L215 258L214 260H213ZM220 257H221V260H219ZM245 257H247L248 259L249 258L250 259L252 258L251 259L252 261L251 260H248ZM155 258H156V261L158 260L156 263H155ZM208 258H210V260ZM223 258H224V262L222 260ZM230 258L233 261L230 260ZM26 259H27V257H26ZM175 259L177 260V262H176ZM216 259H218V262L215 261ZM181 260H182L183 263L181 262ZM183 260H185V261H183ZM247 260H248V262L251 261V263L250 262L248 263ZM109 261H110V263H108ZM212 261H215V262H212ZM188 262L186 264H192L191 262L190 263H188ZM255 262H257V263H255ZM255 262H254V264H259L258 261L255 260Z\"/></svg>", "mask_w": 264, "mask_h": 264}, {"label": "bare ground", "instance_id": "bare-ground-1", "mask_svg": "<svg viewBox=\"0 0 264 264\" xmlns=\"http://www.w3.org/2000/svg\"><path fill=\"white\" fill-rule=\"evenodd\" d=\"M76 1V0H75ZM241 1H244V0H241ZM74 2V1H73ZM196 4V2H191L190 0H185V4H183V5H181V6H179V7H173L171 4H169V3H166L164 0H145V1H142V0H140L138 3H137V13L138 14H140V16H138V17H136L135 18V20L134 21H132L131 23H129L128 25H126V26H123V27H121L123 24H120V29H117V30H115L114 31V29L116 28V26L114 25V24H116L117 22H120L121 20H122V18L120 17V16H118L117 14H109V13H105V11H103V13L102 14H97V12L96 13H94V9L92 10V11H85V12H80V15H78L76 18H74L73 19V21H72V19H70L69 21H71V23L72 24H74V29H72L71 30V28H69V29H66V27H63L64 25H66V23H65V21L67 22V17L64 19V20H62L61 22L59 21L60 19H54L53 20V18L50 16L51 14H52V12H50L49 13V15L48 14H46V16H41V18H37V20L38 21H41V23L40 24H38L39 25V29H38V32H35L32 36H30L31 37V39H34V37L37 35V34H40L41 32H42V30H43V33H42V35H41V37L39 38V40H41L44 44H45V46L44 47H46L47 45H48V49H47V51H49V53L50 52H58V53H60V59H59V62L57 63L58 64V66L60 67V66H66V65H69L68 67L69 68H74L75 69V71H79V73H81V74H83V75H87V74H89L90 76L91 75H93L94 73H97L96 75L94 74L91 78H89V81L88 82H84V83H82V84H79V85H75L76 84V82H75V74H73V73H71V69L69 70L68 69V67H67V69L65 70L64 69V73L63 74H66V75H68L67 77H65V78H59L60 80H56V81H53L54 83H53V86L48 90V92L46 93V95H45V97L43 96V101L41 102V103H43L44 104V100H46V102H48V101H57V100H61V99H63V98H65V97H68L67 96V94L69 93V95H70V93L72 92V94L70 95V96H77V97H79V100H77V108H78V111H76L77 113H74V115H73V117L71 116H69V115H66V114H63V116L65 117L64 118V120L65 121H67L68 120V122H69V126H67L66 127V129L65 128H63V129H59L58 130V124H57V122H53V121H51V120H49V118H47L46 116H44L43 115V113H41V114H36L37 112L36 111H33V107H31V109L32 110H30L29 111V109L28 110H26V111H24L22 114H20V116L16 119V123L14 124V125H5V121H3L2 120V118L0 117V127L2 128V129H5L7 132H11V133H13L14 134V136L15 137H18L19 138V132L21 133L23 130H24V127L25 126H32L33 124H35V123H39L40 122V117H41V121H42V124H43V126H44V122L45 123H50L51 122V127L52 128H56V133H57V138H50V137H47V136H44V137H40V138H36L37 140H36V142H35V144L32 146V147H30L29 148V150H28V154H32V156H33V160H34V162H35V166H36V164H37V161L39 160H44L45 161V163L46 164H50V166L52 167L53 166V164H52V162H54L56 159H59V160H61L60 162H56V163H58V164H64L65 163V166H63V165H61V166H63V169L65 168H67L68 169V171L67 170H65L66 172L65 173H63V170L61 171V173L59 172V169H56V170H58V173L60 174V176H61V174H62V176L60 177V178H62L63 177V174H64V178H66V181H65V186H64V188H63V190L64 191H67V190H69V189H72V190H75V191H77V192H79V193H81V194H85V196L88 198V199H90L89 200V203L90 204H93V206H94V213H92V211L90 210V212H89V214H82V213H80L79 212V209L78 210H76L75 209V204H74V206H73V210H74V213H72V211H71V213L68 211L67 212V209H66V203L68 202H63L64 204H65V212H66V214H67V216H68V220H70L69 222H68V225H70V223L75 219L74 217H80L81 218V220H83L82 218H85V219H89L90 221L92 220V218L94 217V215H95V212L97 213V212H101V214L103 215V216H105L107 219H105L106 221H104V227H106V225H112V227L115 229V230H117V228H121L120 230H121V232H122V234H117V235H119L118 237H120V235H122V238H124V242H125V239L128 237V236H131V234H132V238L131 239H135L136 238V240H138L139 242L141 241V239H142V237L143 236H145V235H143V234H146V230H148V229H150L151 227H152V225L154 224L153 222L155 221V219H156V221H158L157 223H160V226L161 227H158V226H156V228H158L156 231H157V233H158V231H159V235H160V232H161V236H163L162 235V232L163 231H161L162 229V226L164 225H166L164 228H163V230L165 231V228L167 227V225L168 226H170V228H166V232H170V230L169 229H172L173 230V228H174V225L175 226H177L176 224H172V225H170L171 224V222L174 220L175 222L177 221V223H178V225H180V228H179V236L177 237V239H179V240H177V241H174L175 243H173V244H171V245H176V247H180V249H182L181 247L182 246H186L187 248H188V244H189V246H190V248L191 249H194L193 251H195V244L197 243V241H199L200 240V242H201V239H204V237H205V235H206V233H208L209 234V236L212 234V232H215V231H218V230H216L217 229V227H213V220L215 219V218H219L220 217V219H221V221H222V218H221V216L220 215H222V214H224L223 212L224 211H228V208L230 207L231 208V206L229 205L228 206V208L226 209V210H224V208H223V210H222V207L219 205L218 206V208L220 209V207H221V209H220V212H218V210H215V208L216 207H214V210H210V208H211V205H217V204H215L218 200L216 199V201L214 202V203H212V204H209L210 206V208H208L207 207V202H205L204 204L206 205L205 207H207L208 209H205V207H204V204H203V206L202 207H204V208H202V209H205V212H200L199 210H193L194 208H192L193 206H195V203H194V205L192 204L193 203V199L191 200L190 199V201H192V202H190L189 204L190 205H187V207L189 206V208L188 209H191L192 208V210L190 211V210H188V211H190V214H187V213H185V215L186 216H184V218L183 219H179V213L181 214V213H183L182 211L184 210V209H182V210H180V209H177V210H175L176 208H177V206H176V204H175V208H169L170 206L168 205V204H165V203H167L166 202V200L167 199H169V198H171V197H169V196H167L169 193H170V191H171V183H170V185H168L167 186V188L163 191L164 192V194L165 195H163V196H158V194L157 193H159L158 192V190L160 191V190H162V185L163 184H159L158 186H157V188L156 189H154V190H148V188L150 187V183H151V181H154L156 178H158V175H159V177H160V171H162V168L160 169V170H157L158 168H156L155 167V162L157 161V160H159L161 157H163L164 155H162V153L164 152H157L152 158H151V160L150 161H146L145 162V164H146V167L144 168V169H142V167H141V165H140V163H141V161H142V158L143 157H146V156H144L145 155V153H144V155H143V157H142V155H141V157H140V154H139V151L137 150V151H135V152H132V155L134 156L133 157V160L131 161L132 163H134V165H133V167H132V169H130V167H129V165L128 164H126L125 162V160H124V158H125V156H127L128 155V153L130 152V150L129 149H126L127 151H128V153H126L125 152V150L124 149H122V148H119V147H117V146H113V144L114 143H116V139H119V138H117L118 137V135H117V133H116V135H117V137H116V139L114 140L115 142L114 143H112V146L113 147H111L112 148V151H114V152H119L118 154H120L121 155V157H119V161L121 162L120 163V165L121 166H119V168L116 170V172H114L115 173V176L113 175L112 177H110V175H109V173H108V167H109V164H107L108 165V167L107 166H105V164H104V162H103V160L101 159V158H103V156L104 155H106V153L105 152H102V151H98V150H96V152H91V149L89 148V146L91 145V144H93V142H91V139L92 138H97L101 133L99 132V126H98V121L97 120H99V119H97V120H95L94 119V116H96L97 115V112H95V114H93L94 112L93 111H95V110H91L92 109V107L90 106V108L91 109H85V115H84V117H83V114H82V112H81V107H80V103L79 102H86V101H88V100H90V99H93L94 97H96V96H100V97H102V100L103 99H105L107 96H108V94L110 93V89L112 88V84L110 83V79L108 78V76L110 75V72H112V71H114V70H117V69H120V70H130L133 74H134V76H138V75H140L142 72H144V74L145 73H147L146 71H147V69L148 70H150V69H152V71L153 70H156L157 72L159 71V70H161V69H164V68H168V70L167 71H163L164 72V74H161L160 75V72L158 73V76L160 75V77H162L163 79L165 78L166 79V83H167V87L169 88V90L170 91H172L171 89H174V90H177V92L179 91L180 92V90H182L181 89V87L182 86H178L177 87V85H179L180 83H181V79L179 78V79H176L175 77L174 78H171V74H169V72L171 71L170 69H171V65H172V67L173 68H179L181 71L180 72H182L183 74L182 75H184V72H187L188 70H187V65H186V61L189 59V58H192V56L194 55V51L195 50H198V49H195V46H198V45H201V40H204V44H205V46H206V49H209V50H211V51H213V56L214 57H216L217 59V61H216V65H215V69L212 71H208V70H205L204 68L202 69V71L200 70V74H197V76H196V78H197V80L199 79L200 81H202L203 79H205V82H204V85H202L201 86V89H205V90H203L204 92L205 91H207V90H209L208 92H210L211 90V88H213L214 86L215 87H220V85H222V86H224V87H222L225 91H227L226 90V86H227V88H230V91L228 92H225V93H230L229 95H227V96H229V98H227V102L223 105V107H219V106H221V105H217L218 107H219V109L216 111V109L218 108L217 106H216V108H213V106L212 105H210L211 106V108H213V109H211L210 108V106H209V108L211 109V110H213V111H215L213 114L212 113H206L207 115H205L204 114V116H206V117H204V119H205V122H210V125L211 124H214L213 126H212V128L213 127H216L215 128V130L216 131H214V130H212V132H217L216 133V135L217 134H219L220 133V135H222L223 136V131L222 130H226L227 131V129L229 130V133H230V131H232L235 127H237V126H239V125H242L243 123H248L249 122V119H250V116H251V114L253 113V114H264V86H259L258 84H256V83H254V84H252V85H250V83H251V81H247V79L248 78H250V75H252V74H255V73H261L262 72V68L264 67V58H262L261 57V54H260V52H258V50L256 49V46H255V42H253V41H251V40H247V42H246V45H245V47L243 48V50L241 49V51L240 52H238V55L239 56H241L242 57V59L244 60L243 61V68H242V70L240 71L239 69H233L232 68V63H233V61H235V59H236V55H233V56H231L230 58H228L227 60H226V58L225 57H223V55L225 54H227V56H229L228 54L229 53H232V52H230V51H233V49L231 50V48L235 45V42L239 39V38H241V36H242V34L244 33V32H246L241 26H239L238 27V23H237V21H238V19H239V17H236V18H233V17H231V16H228V17H224V18H222V21L223 22H221L220 23V28H219V30H214V31H212V32H210L211 31V21H213V16H212V13H213V10L212 9H210L209 7H207V6H205V5H201V7H203V6H205V7H203V8H201L200 6H199V10L197 11V12H193V11H191L190 9H191V7H193L194 5ZM70 5V4H69ZM44 6H47V7H49V8H53V7H50L49 6V2H43V4H41V5H39V4H36V5H31V8H32V11L33 12H36L37 10H39L40 8H44ZM60 6H61V4H60ZM198 6V5H197ZM55 7V6H54ZM64 7H66V10H67V5L65 4V5H63L62 7H60V9L61 8H64ZM252 11V8H250L249 9V11ZM60 11V10H59ZM59 11H57V12H59ZM192 12H193V14H192ZM15 15H16V17L18 18V19H22V18H24L23 17V14L22 13H15ZM57 15V14H56ZM197 15H199V16H201V17H203V23L201 24V25H199L198 24V19H196V16ZM249 15V14H248ZM38 17H40V16H38ZM45 20H49V24H48V26H47V32L44 34V22H45ZM57 20V21H56ZM210 20V21H209ZM218 20V19H217ZM55 22H57V23H55ZM118 24V23H117ZM43 26V27H42ZM42 27V28H41ZM148 28V33H146V29ZM81 32V37L80 38H73L72 36L75 34V33H78V32ZM7 32H13L14 34H15V32H16V29H10V30H4V29H2V28H0V43H3L4 41H7V39H11L10 37H7L6 35H7ZM54 32V34H52ZM210 32V33H209ZM55 35V34H57V36H56V38H55V41L53 42V41H51L48 37L50 36V35ZM145 34H148L149 35V37L147 36V35H145ZM16 35V34H15ZM17 36V35H16ZM16 36H14V38H16ZM202 36V37H201ZM151 37V38H150ZM161 37V38H160ZM189 39V40H188ZM96 40H101V42H102V45L100 46V47H97V48H95V47H93L92 45L93 44H95L93 41H96ZM105 40H107V41H109V43H108V45L107 46H105L104 47V45H105ZM163 42V43H162ZM178 43H180L179 44V46H176V44L178 45ZM164 46V48H165V50H167V52L166 51H164V49H163V46ZM187 47H192V48H190V49H188ZM217 47V48H216ZM167 48V49H166ZM216 48V49H215ZM145 49V50H144ZM195 49V50H194ZM215 49V50H214ZM194 50V51H193ZM215 51H224V54L221 56V57H218V56H216V54H214V52ZM12 52V51H11ZM175 56V58H177V59H174V58H172V59H174V61L173 60H171L170 59V57L171 56ZM212 56V57H213ZM223 57V58H222ZM96 58V59H95ZM99 60V61H98ZM170 60V64L171 65H169V66H166V64L165 63H167L168 61ZM98 63V67L97 68H95L94 66H91V65H93L94 63ZM204 61L202 60L201 61V63H203ZM178 64H181V66H178ZM10 65H11V63H9L8 65H6L5 67H4V69H3V71H5L6 69H8L9 67H10ZM19 65V64H18ZM48 65V62H47V60L45 59V61H44V65H43V68L41 69L40 67L39 68H37L36 67V69L33 71V73H31L29 76H28V82H27V85L24 87V89H22V90H19V91H17L15 94H14V96L12 97V99H16V98H19V97H22V99H23V97H25V96H28V95H30L29 93H31V92H34L35 91V89H36V85H37V83L39 82V80L43 77V73H42V71H43V69H44V67H46ZM231 67V68H230ZM150 68V69H149ZM151 71V70H150ZM162 71V70H161ZM157 72H155L156 74H157ZM189 72V71H188ZM148 73H151L152 74V76H151V74H150V76L151 77H153V75H155V74H153L154 73V71H153V73L152 72H149L148 71ZM166 73V74H165ZM171 73V72H170ZM199 73V72H198ZM264 72H262V74H263ZM143 74H141L140 76H142ZM146 75V74H145ZM144 75V76H145ZM77 76V75H76ZM96 76V77H95ZM139 76V77H140ZM143 76V77H144ZM147 77L149 76V74H147L146 75ZM158 76H156V77H158ZM170 76V77H169ZM103 77V78H102ZM128 77H129V75H128ZM155 77V76H154ZM152 78L153 80L156 78ZM160 77H158L159 79H160ZM0 78H1V81L3 82V81H5V80H7V79H9V76H6V75H1L0 76ZM145 78V77H144ZM161 78V79H162ZM64 79V80H63ZM139 79H141V77L139 78ZM139 79H137L138 81H139ZM146 79V78H145ZM144 79V80H145ZM147 79H150L149 77L147 78ZM146 79V80H147ZM158 79V81L159 82H161V80H159ZM164 79V80H165ZM251 79V78H250ZM136 80V81H137ZM143 80V79H142ZM153 80H150V81H153ZM137 81V82H138ZM150 81L147 83V81H146V83H144V81L142 82L141 81V83H143V84H145V87H147L146 86V84H150ZM155 81L156 82H158L156 79H155ZM162 82H163V80H162ZM141 83H139L138 85L139 86H137V87H140V84ZM165 83V82H164ZM206 83V84H205ZM142 84V85H143ZM160 84V83H159ZM174 85V86H170V85ZM151 85L152 84H150L149 86L151 87ZM153 85H154V82H153ZM152 85V86H153ZM157 85V84H156ZM176 85V86H175ZM181 85V84H180ZM148 86V87H149ZM199 86V85H198ZM59 87V88H58ZM143 87V86H142ZM149 87V88H150ZM172 87V88H171ZM68 88V89H67ZM221 87L219 88L220 90L222 89ZM140 89H141V87H140ZM139 89V90H140ZM144 89V88H143ZM215 89V88H214ZM217 90H218V88H216ZM215 89V90H216ZM68 90V91H67ZM89 90V91H88ZM134 90V89H133ZM146 90H149L150 91V89H147V88H145L144 89V91H145V93H147L146 92ZM198 90V87L196 88H192V91H191V93H189V94H187L188 92H183L184 93V95L183 96H185V97H181V100L179 99V101L181 102L184 98V100L185 101H187L186 103H189V102H192L193 100V102H195V99L198 97V96H196V93L198 92L197 91ZM200 90V89H199ZM229 90V89H228ZM143 91V90H142ZM143 91V92H144ZM148 91V93L150 94V92ZM183 91H185V90H183ZM197 91V92H196ZM223 91V90H222ZM221 91V95L223 94V92ZM65 92H67L66 94H65ZM129 92V91H128ZM141 92V91H140ZM139 92V93H140ZM178 92V93H179ZM212 92V96L213 95H216L217 93L216 92H218L219 93V91H211ZM216 94H215V93ZM125 93V92H124ZM139 93H134V95L136 96L137 94H138V96H139ZM145 93H143L142 94V92H141V96L143 97L144 96V94ZM127 94V93H126ZM129 94V96L131 95L130 93H128ZM197 94H200L199 92L197 93ZM203 94V93H202ZM201 94V95H202ZM206 94V93H205ZM204 94V95H205ZM34 95H36V94H34ZM209 94H207V96H208ZM219 95V94H218ZM218 95H216V96H218ZM223 95H225V94H223ZM69 96V97H70ZM128 96V95H127ZM131 96H133V94L131 95ZM131 96L128 98V100L129 99H131ZM135 96H133L134 98H137V96L135 97ZM212 96L210 95V97L208 96V98H212ZM220 96V95H219ZM260 96V97H259ZM39 97V96H38ZM132 97V98H133ZM203 97H205V96H203ZM214 97V96H213ZM221 97V96H220ZM222 97H224V96H222ZM40 98H41V96H40ZM140 98V97H139ZM200 98H202L201 96H200ZM217 99H216V102H217V100H218V102H221L222 103V101H219V100H222L221 98L219 99V97H216ZM21 99V98H20ZM21 99V100H22ZM28 99H30V98H28ZM27 99V100H28ZM148 99V98H147ZM151 99V98H150ZM160 99V98H159ZM224 99L226 100V98L224 97ZM20 100V101H21ZM25 100V99H24ZM33 100V99H32ZM127 100V101H128ZM138 100V99H137ZM152 100V99H151ZM205 100H207V97H206V99ZM214 101H215V99H213ZM213 100H210V101H212V102H214ZM224 100V101H225ZM35 101V100H34ZM92 101H96V100H92ZM130 101V100H129ZM140 101V100H139ZM158 101V100H157ZM160 101V100H159ZM185 101L184 102H181L182 103V105H186V103H185ZM209 101V100H208ZM224 101H223V103H224ZM10 102H12V101H10ZM19 102V101H18ZM130 102H132V101H130ZM152 102V101H151ZM153 102H155L156 103V101H153ZM217 102V103H218ZM243 102H245V103H248V105L250 104V109L248 110V111H244V110H242V111H239V113L238 114H236L235 115V118L234 117H226L225 118V115L224 114H228L227 113V111H229V110H231V109H233V106L236 104L237 106L238 105H241ZM13 103V102H12ZM134 103V102H133ZM159 103V102H158ZM215 103V102H214ZM216 103V104H217ZM16 104V103H15ZM157 104V103H156ZM160 104V103H159ZM190 104V106L192 107V105L193 106H195L194 105V103L191 105V103H189ZM218 104H220V103H218ZM14 105V104H13ZM32 105V104H31ZM94 106V105H93ZM97 106V105H96ZM95 106V107H96ZM101 106V105H100ZM128 106V105H127ZM136 107V105L135 104H130V107ZM141 106V105H140ZM180 106V105H179ZM187 106V105H186ZM196 106H198V104L196 105ZM199 106L201 107V105L199 104ZM207 106V105H206ZM37 108L39 107V106H36ZM98 107H99V104H98V106H97V108H94V109H98ZM129 107V106H128ZM131 107V108H132ZM134 107V108H135ZM215 107V106H214ZM29 108V107H28ZM102 108H104V107H102ZM133 108V109H134ZM138 108L139 107H136L135 109H137V110H134L133 111V109L132 110H128L130 113H131V111H133L134 112V114L136 115V113H137V111L139 112V110H138ZM175 108V107H174ZM183 108H185V107H183ZM197 108V107H196ZM196 108H194V109H196ZM206 108V107H205ZM204 107H203V109H205ZM39 109V108H38ZM42 109H43V107H42ZM105 109H107V108H104V110ZM142 109V108H141ZM176 109H178V110H176ZM175 110L176 111H179V110H181L182 108H176ZM193 109V110H194ZM202 109V110H203ZM208 109V108H207ZM205 110V111H208V110H210V109H208V110ZM11 110H13L12 108H7L6 109V111H11ZM100 110V109H99ZM103 109L101 110V112L102 111H104ZM170 110V109H169ZM174 110V109H173ZM173 110H171V111H173ZM184 110V109H183ZM197 110V109H196ZM98 111V110H97ZM128 111H125L124 112V114L122 115V117L121 118H123L122 119V121H121V123L120 124H118L115 128L114 127H112V130H107V132L105 131V132H103V134H104V136H108V138L109 137H112L113 136V134H112V136H109V134L111 135V132H115V131H113V130H115V129H117V128H119V127H121V124H125V122L128 120V119H130V117H127L128 116V114H129V112ZM141 111V110H140ZM144 111V112H143ZM142 111V113H145V110H143ZM176 111H174V112H176ZM100 112V113H101ZM133 112H132V114H133ZM188 112V111H187ZM203 113H205L204 112V110L202 111ZM222 112H224V114H222ZM141 112H139L137 115H139ZM141 113V114H142ZM191 113V112H190ZM193 113V112H192ZM200 112L198 111V112H196V114H199ZM50 114V113H49ZM131 114V115H132ZM169 113H167V115H168ZM194 114H195V111H194ZM193 114V115H194ZM252 114V115H253ZM1 115H4V113H3V111H2V113H0V116ZM41 115V116H40ZM134 115V116H135ZM136 115V116H137ZM150 116V115H148L147 113H145V116ZM177 115H179V114H177ZM192 115V114H191ZM203 115V114H202ZM142 116V115H141ZM187 116V115H186ZM196 116V115H195ZM200 116H201V114H200ZM106 117V116H105ZM138 117V116H137ZM178 117V116H177ZM198 117H199V115H198ZM39 118V121H37V119ZM75 118V119H74ZM103 118V117H102ZM102 118H101V120H102ZM126 118H128L127 120H126ZM140 118V117H139ZM167 118H169V117H166V120H169V119H167ZM173 117H171L170 119H172ZM79 119V120H78ZM132 120L133 119H136V117H132L131 118ZM140 119H142V121L140 122L141 123V125L139 126L140 128H142L141 126H142V122L144 121V120H146V119H144L143 120V118L141 117ZM152 119V118H151ZM164 119H165V117H164ZM163 119V120H164ZM173 119H176V118H173ZM178 120H179V118H177ZM185 119V118H184ZM188 119V118H187ZM137 120H139L138 118H137ZM136 120V121H137ZM148 120H150V119H148ZM162 119H160L159 121H161ZM200 120V119H199ZM61 121V120H60ZM130 121V120H129ZM171 121V120H170ZM182 121V120H181ZM180 120H179V122H181ZM185 121H188V120H185ZM197 120H195V122H196ZM203 121V120H202ZM201 120H200V123L202 122ZM9 122V121H8ZM99 122H100V120H99ZM131 122V121H130ZM129 122V123H130ZM134 122V121H133ZM132 122V123H133ZM149 122V121H148ZM151 122V121H150ZM163 122V121H162ZM175 122H177L178 123V121H175ZM189 122V121H188ZM187 122V123H188ZM204 122V121H203ZM202 122V123H203ZM212 122V123H211ZM101 123H103V122H100V124ZM137 123V122H136ZM143 123H145L144 125L145 126H148V131L149 130H151V129H149V126L150 125H146L147 124V121H145V122H143ZM161 123V122H160ZM159 123V124H160ZM165 123V124H164ZM166 123H168V126H171V124L169 125V121L168 122H163V124L164 125H166ZM173 123H174V121H173ZM176 123V124H177ZM186 123V122H185ZM190 123V122H189ZM139 124V123H138ZM175 124V125H176ZM190 124H192V120H191V123ZM195 124H198V123H195ZM195 124H194V126H195ZM116 125V124H115ZM135 125H137V124H134V126ZM174 124H172V126H173ZM175 125L173 126V127H175ZM178 125V124H177ZM181 125V124H180ZM203 125H204V123H203ZM203 125H197L198 127L199 126H201L200 127V129L201 128H203V127H206V126H209V124H207V123H205V125L203 126ZM54 126V127H53ZM101 126V125H100ZM159 126V125H158ZM189 126H191V125H189ZM203 126V127H202ZM95 127H97V129L95 130ZM125 127V126H124ZM124 127H121V128H124ZM127 127H128V124H127ZM139 127H137L138 128V130H139V133L140 132H144L145 131V129H146V127L141 131L140 129H139ZM165 127V126H164ZM163 127V128H164ZM172 127V128H173ZM187 127H188V124H187ZM192 128H194L193 126H191ZM196 127V126H195ZM121 128H119L120 130H121ZM136 127H134V129H135ZM154 128V127H153ZM157 127L155 126V129H156ZM160 128H162V126L160 127ZM159 128V129H160ZM162 128V129H163ZM168 128V127H167ZM170 128V127H169ZM168 128V129H169ZM171 128V129H172ZM177 128H178V130H177ZM177 128H173L172 129V131L173 130H177L178 132H176L175 133V135L177 134V137H178V133L180 132V131H183L184 129H182V126L180 127L179 125L177 126ZM180 128V129H179ZM197 128V127H196ZM195 128V129H196ZM211 128V129H212ZM129 129H132L131 127L129 128ZM154 129V131H156ZM162 129H160V133H162L163 131H161ZM182 129V130H181ZM199 129V128H198ZM199 129V130H200ZM118 130V129H117ZM124 130V129H123ZM126 130V129H125ZM128 130V129H127ZM133 130V129H132ZM132 130H130V132H129V134H131V131ZM135 130H137V129H135ZM180 130V131H179ZM188 130H191L192 131V129H188ZM188 130H184V133L183 132H181L182 134H185V132H188ZM194 130V129H193ZM203 130H204V128L202 129V131H199V132H203ZM78 131V132H77ZM119 131V130H118ZM134 131V130H133ZM159 131V130H158ZM167 132H168V130H166ZM165 131V132H166ZM170 129H169V133L168 134H171V132H172ZM198 131V130H197ZM196 131V132H197ZM117 132V131H116ZM121 132V131H120ZM120 132H119V135H120ZM126 132V131H125ZM125 132H123L124 133V135L126 134ZM152 132V131H151ZM173 132H175V131H173ZM199 132H197V134L199 133ZM123 133L121 134L122 135V139H123V137H125V136H123ZM128 133V132H127ZM154 133V132H153ZM189 133V132H188ZM194 133H195V131H194ZM210 133L211 132H209V136H211L210 135ZM222 133V134H221ZM142 133H140V135L139 134H137V136L139 135L140 137L142 136L141 135ZM144 134V133H143ZM149 134V133H148ZM181 134V135H182ZM187 134V133H186ZM191 134V132L188 134L189 136H191L190 137V139L192 138V139H194L195 138V136L193 137L192 136V134ZM196 134V135H197ZM215 134V133H214ZM146 135V134H145ZM156 135H157V133H156ZM166 135V134H165ZM173 135V134H172ZM175 135H173V136H175ZM194 135V134H193ZM213 135V134H212ZM216 135H215V138H216V140L215 141H217V143L218 142H220V140H218L217 138H218V136L220 137V135H218L217 137H216ZM97 136V137H96ZM103 136V135H102ZM126 136H127V134H126ZM132 141H134L133 140V138L135 139V140H138L137 142L139 143V142H141L140 141V139L142 140V138H140L139 136L138 137H136V136H134L133 137V133H132ZM149 136V138H150V135H148ZM158 136V135H157ZM170 136V135H169ZM187 136V135H186ZM197 136H200V134H198ZM214 136V135H213ZM212 136V137H213ZM114 137V138H115ZM136 137V138H135ZM143 137V136H142ZM146 137V136H145ZM151 137H153V136H151ZM160 137H163V136H160ZM168 137V136H167ZM176 137V136H175ZM182 138L184 137V136H181ZM180 137V138H181ZM225 137V136H224ZM104 138H106V137H104ZM113 138V137H112ZM113 138V139H114ZM121 138V137H120ZM126 138V137H125ZM137 138H139V139H137ZM146 138H148V137H146ZM154 138V137H153ZM152 138V139H153ZM157 138V137H156ZM156 138H154V139H156ZM171 138V137H170ZM173 138L174 137H172V140H173ZM189 138V137H188ZM208 138H211V137H208ZM214 138V137H213ZM212 138V139H213ZM48 139H52L53 141H54V143L55 144H53V143H51V142H49V140ZM99 139V138H98ZM126 139H128V137L126 138ZM144 139V138H143ZM151 139V140H152ZM157 139H159V138H157ZM166 139V138H165ZM168 139H169V137H168ZM185 139V138H184ZM197 139H199V138H197ZM212 139H208V140H212ZM107 140H109V139H107ZM147 140V139H146ZM160 140V139H159ZM158 140V141H159ZM185 140H187V139H185ZM214 140V139H213ZM129 140H127V142H128ZM150 141V140H149ZM158 142L157 140H153V142ZM166 143H168L169 144V141L167 142L166 140H164ZM175 141H179V140H176V139H174V142H171L170 144L172 145L173 143H175V145H177V143L178 142H175ZM221 141H222V139H221ZM49 142V143H48ZM136 142V143H137ZM144 143L146 142V141H143ZM143 142H141V143H143ZM151 142V141H150ZM181 142V141H180ZM190 142V141H189ZM188 142V140L187 141H185L184 142V145H183V148L184 147H187L188 145H190V143L192 142H190L189 143ZM203 142V141H202ZM223 142V141H222ZM222 142H220V143H222ZM225 142V141H224ZM72 143H75V144H73V145H75L74 147H73V145L71 146V144ZM95 143V142H94ZM118 143V142H117ZM130 143V142H129ZM134 143H135V141H134ZM136 143H135V145L133 144V147H135L136 146ZM161 143V142H160ZM212 144H214V145H216L217 143L216 142H211ZM216 143V144H215ZM219 143V144H220ZM147 144H149V143H147ZM155 144H158V143H155ZM162 144V143H161ZM160 144V146H162ZM165 144V143H164ZM170 144L168 145V146H170ZM205 144H206V142H205ZM209 144V143H208ZM212 144H210L211 146H212ZM96 145V144H95ZM111 145V144H110ZM139 145H142V144H139ZM144 146H145V144H143ZM178 145H180V144H178ZM193 145H194V142H193ZM196 145H198V144H196ZM203 145V144H202ZM202 145H201V148H204V147H202ZM213 145V146H214ZM223 145V144H222ZM225 145V144H224ZM223 145V146H224ZM107 146H109V145H107ZM148 146V145H147ZM146 146V147H147ZM151 146V145H150ZM164 146V145H163ZM162 146V147H163ZM167 146V147H168ZM181 146V145H180ZM200 146V145H199ZM198 146V147H199ZM257 146V145H256ZM64 147V155L65 156H63L64 158L62 159V156H61V154L58 152V148H63ZM140 147V146H139ZM149 147V146H148ZM155 147H156V145H155ZM176 147V146H175ZM189 147V146H188ZM192 147V146H191ZM194 148H195V150H197L198 148L196 147V146H193ZM208 147V146H207ZM207 147H206V150H207ZM210 147V146H209ZM220 147L221 148H219V145H218V148L217 147H210V149H215L216 150V148L218 149V151H220V149H225V148H223L222 146H221V144H220ZM226 147V146H225ZM54 148H56V150L54 149ZM141 148H144L143 146H141ZM151 148V147H150ZM149 148V149H150ZM157 148V147H156ZM159 148V147H158ZM164 148V147H163ZM174 148V147H173ZM176 148H179L178 146L176 147ZM194 148H193V150H194ZM197 148V149H196ZM200 148V147H199ZM200 148V149H201ZM250 149H252L251 148V145H250V147H249ZM39 149H45V153H41V154H38V150ZM138 149V148H137ZM160 149H161V147H160ZM175 149V148H174ZM181 149V148H180ZM180 149H178V151L180 150ZM212 149V150H213ZM227 149V148H226ZM248 149V148H247ZM246 149V150H247ZM260 149H261V147L259 148V149H256L255 150V152H254V150H253V152H250V150L247 152V151H245V155H247L249 158L248 159H252V161L251 160H245L246 158H247V156H245L246 158L244 159V161H242V159L244 158H242V157H239V154L240 153H238L239 151H237V153H236V156L234 155L235 153H232L234 156H232V154H231V156L232 157H230V158H228L229 160H227V162L225 163L222 159H220V160H222V161H220L219 159V162L221 163L222 162V165H221V167H223V162L225 163L224 165V167H223V173H225V176L228 174V173H230L231 174V178L230 179H228V180H234V178L235 179H239V177L241 176H239V172H238V170L240 169H242L244 166H245V164H247V163H245L246 161H248V164H250L251 162V164L252 165H250L251 167L253 166V161L255 162H257V161H260L261 160V158L260 157H258L259 156V151H260ZM134 150H136V149H134ZM147 150V149H146ZM146 150H145V152H146ZM153 150H155V151H158L157 149H153ZM168 150V149H167ZM172 150V149H171ZM177 150V149H176ZM176 150H175V152H176ZM195 150H194V152H195ZM215 150H213L214 152H216ZM229 150V149H228ZM241 150V149H240ZM257 150H259V151H257ZM261 150H263V149H261ZM95 151V150H94ZM98 151V152H97ZM131 151H133V150H131ZM140 151L142 152V150L140 149ZM149 151V150H148ZM166 151V150H165ZM198 151H199V149H198ZM257 151V152H256ZM152 152V150H150V153ZM171 152V151H170ZM170 152H169V154H170ZM201 152V151H200ZM221 152H222V150H221ZM223 152H225V151H223ZM89 153V154H88ZM146 153H148V152H146ZM149 153V154H150ZM172 153V152H171ZM179 153V152H178ZM183 153V152H182ZM191 153V154H190ZM190 153H185L186 154V156H189L188 154H190V155H192V154H194V153H192V152H190ZM197 152H195V154H196ZM201 153H203V152H201ZM143 154V153H142ZM149 154H148V156H149ZM199 154V153H198ZM222 154V153H221ZM224 154V153H223ZM242 154H244L243 152H241V156H242ZM41 155V156H40ZM63 155V154H62ZM86 155H88V156H86ZM96 155H101V156H99V157H97ZM120 155H118V156H120ZM150 155H152V154H150ZM170 155H172V154H170ZM176 155H178V154H175V157H176ZM179 155H183V154H180L179 153ZM178 155V156H179ZM204 155V154H203ZM225 155V154H224ZM224 155H222L223 157H221L219 154L217 155V156H220L221 158H227V156L225 157ZM173 156H174V153H173ZM196 157L197 156H199V155H195ZM201 156V155H200ZM208 156V158H209V155H207ZM216 156V155H215ZM42 157V158H41ZM58 157V158H57ZM132 157V156H131ZM131 157L129 156L128 158H130V160H131ZM164 157H166V156H164ZM174 157V158H175ZM181 157V156H180ZM185 157V156H184ZM193 157H194V155H193ZM192 156H191V161H192V158H193ZM196 157H194V158H196ZM127 158V159H128ZM177 158H179V157H177ZM185 158H187V159H189V157H185ZM199 158V157H198ZM204 158V157H203ZM207 158V159H208ZM214 157L212 156V159H213ZM217 158V157H216ZM242 158V159H241ZM144 159V158H143ZM148 159V158H147ZM150 159V158H149ZM176 159V158H175ZM32 160V161H33ZM94 160H96V163H94L93 161ZM99 160H101V161H99ZM115 159H113V161H114ZM117 160V159H116ZM116 160H115V163H116ZM177 160V159H176ZM179 160H180V162H183L182 161V159L181 158H179ZM195 160V159H194ZM193 160V161H194ZM211 160V159H210ZM216 160V159H215ZM215 160H212L213 162H215ZM218 160H217V162H218ZM43 161V162H44ZM48 163H47V162ZM161 161V160H160ZM188 162H190L189 160H187ZM202 161V160H201ZM243 162V164H244V166L241 168L239 165H240V162ZM43 162H41V163H43ZM51 162V163H50ZM129 162V161H128ZM176 162V161H175ZM198 162V161H197ZM196 162V163H197ZM202 162H204V161H202ZM206 162H208V161H206ZM213 162H210V163H213ZM218 162V163H219ZM241 162V163H242ZM255 162V163H256ZM263 161H261V162H259L260 164H263L262 163ZM40 163V164H41ZM114 163V164H115ZM177 163V162H176ZM175 163V164H176ZM184 163H186V162H184ZM191 163V162H190ZM189 163V164H190ZM219 163V164H220ZM258 163V162H257ZM52 164V165H51ZM142 164H143V162H142ZM157 164H158V162H157ZM174 164V163H173ZM195 164V163H194ZM204 164H206V163H204ZM203 164V165H204ZM216 164V163H215ZM219 164H217V165H219ZM41 165H43V164H41ZM40 165V166H41ZM45 165V164H44ZM46 166V168L47 169H44V168H41L42 169V171L44 170V171H47V172H45V173H48V172H51V177H49L48 178V176L47 175H44L43 177H47L48 178V180L46 181L45 179H47L46 177H45V179H43L42 178V180H45V184H46V182H48V181H50L51 183L53 182H55L56 183V181H54L55 179L54 178H56V177H53V175H55L57 172H55L54 173V170L50 167V166ZM99 165H102V166H104V169L101 171V172H99L97 175L96 174H94L93 172H92V170H94L95 168H97ZM111 165V164H110ZM213 165V164H212ZM242 165V164H241ZM258 165V164H257ZM39 166V167H40ZM55 166V165H54ZM112 166V165H111ZM174 166H176V167H178V164H176V165H174ZM174 166H172L170 169V171H173V170H176L177 168L176 167H174ZM180 166V165H179ZM205 166V165H204ZM254 166H255V164H254ZM253 166V167H254ZM263 166L264 165H262V168H263ZM44 167V166H43ZM60 167V166H59ZM114 167H115V165H114ZM192 167V166H191ZM197 167V166H196ZM206 167V166H205ZM220 167V166H219ZM218 167V168H219ZM240 167V168H239ZM250 167V168H251ZM258 168H260L259 166H257ZM38 168V167H37ZM37 168H35L34 167V169H36V171L38 170ZM111 168V167H110ZM150 169V170H153L152 172H149V175L146 177V175L144 176V177H146V179L145 180H138L137 178H135V175L136 174H138L137 176L139 177L140 176V172L142 171V170H145V169ZM180 168V167H179ZM213 168V167H212ZM212 168H210L209 167V169H211L212 170ZM249 167H247L246 168V170H249L250 172H249V175L251 174V170L250 169H248ZM255 168H256V166H255ZM261 168V169H262ZM40 169V168H39ZM61 169V168H60ZM113 170H114V168H112ZM199 170H200V168H198ZM213 169H215V168H213ZM216 169H217V167H216ZM264 169V168H263ZM105 170L107 171V173L108 174H105ZM196 170V169H195ZM194 170V171H195ZM211 170H208L207 172L208 173H211V172H209V171H211ZM221 170V169H220ZM220 170H219V172H220ZM245 170V167H244V169H243V171ZM252 170H255V169H252ZM35 171V170H34ZM178 171V170H177ZM180 171V170H179ZM178 171V172H179ZM182 171V170H181ZM202 171V170H201ZM215 171H218V170H215ZM214 171V173H216ZM242 171V170H241ZM257 170H255L254 171V173L256 172ZM261 171H263V170H260L259 169V172H260V175H262L261 174ZM39 172H41V170H39ZM38 172V173H39ZM113 172V171H112ZM160 172V173H159ZM178 172H177V177H175L176 178V181L175 182H173L172 184H176V191H178V192H181V193H183V194H185L186 196L187 195H191L192 193L194 194V188L193 187H195V186H193L192 184H191V182H190V180H187V186L186 187H182V181H183V176H181V174H178ZM183 172V171H182ZM198 172V171H197ZM30 173V172H29ZM37 173V172H36ZM36 173H35V175H36ZM44 173V172H43ZM44 173V174H45ZM69 173V174H68ZM184 173V172H183ZM193 173H195V172H193ZM198 173H200V172H198ZM197 173V174H198ZM201 173H203V172H201ZM200 173V174H201ZM213 173V172H212ZM210 174L211 176L213 175H215L216 176V178H217V176L219 175V177L221 178V175H220V173L218 174V175H216V174ZM223 173H221V174H223ZM245 173H247V172H245L244 171V174ZM253 172H252V175H248L249 176V179L251 180V176L252 177H254L253 176V174H254ZM257 173V172H256ZM256 173H255V176H256ZM262 173H264V171L262 172ZM32 175H33V173H31ZM50 173H48V175H49ZM110 174H111V172H110ZM144 174V173H143ZM241 174V173H240ZM259 174V173H258ZM42 175V174H41ZM133 175H134V178H133ZM183 175V174H182ZM196 175V174H195ZM195 175H193V176H195ZM202 175V174H201ZM259 175V176H260ZM38 175H36V177H37ZM198 177L200 176V175H197ZM196 176V177H197ZM204 176V175H203ZM207 176H209V174H207ZM211 176H209V178L211 179V181H212V179H215V178H212ZM224 175H223V177H225ZM232 176L234 177V178H232ZM236 176V177H235ZM239 176V177H238ZM243 176L244 175H242V179H243ZM258 176V175H257ZM256 176V177H257ZM258 176V177H259ZM263 176V175H262ZM40 178L42 177V176H39ZM58 178H59V175L57 176ZM192 177V176H191ZM190 177V178H191ZM222 177V178H223ZM227 177V176H226ZM238 177V178H237ZM245 177V176H244ZM257 177V179H258V181L256 182V178L254 179L255 181L254 182H256V183H260V181H259V178ZM109 178V179H108ZM192 178H194V177H192ZM131 179H132V181L135 179L136 180V184H134L135 185V187H133L134 189H132V190H130V188H131V185H129L130 184V181H131ZM197 179H198V181H197ZM195 181H193L194 183H197V182H199L200 180H199V178H197ZM200 179H202V181L204 182L205 180L203 179V177L202 176H200ZM207 179H208V177H207ZM223 179H226V178H223ZM241 179V180H242ZM244 179H246L245 180V182L243 183L242 181H240V179H239V181L241 182V183H243L244 185H247V189H252V187H253V189H254V186H252V185H254V184H251V181H247V178L245 177ZM243 179V180H244ZM262 179V182L261 183H263V178H261ZM41 180V179H40ZM58 180V179H57ZM61 180V179H60ZM60 180H58L59 182H57L56 183V185L58 184V183H61L60 182ZM108 180L110 181V182H108ZM192 180V179H191ZM218 180V179H217ZM222 180V179H221ZM252 180H253V178H252ZM38 181V178L36 179V181H34V182H37ZM202 181H200V182H202ZM208 181V180H207ZM211 181H209V183H206V184H210V182ZM235 181L237 182L238 180H234L233 182H234V184H235V187H236V184L238 183H235ZM250 182V184H251V186L249 185V184H245V183H247V182ZM39 182H42L43 184H44V182L43 181H38L36 184H38ZM47 183V184H51V183ZM215 182H216V180H215ZM219 182V181H218ZM217 182V183H218ZM224 182H227L226 180L224 181ZM224 182H221V183H223L224 184ZM229 182V181H228ZM227 182V184L228 185H230V187L232 186V184L231 183H233V182H229L228 183ZM239 182V183H240ZM84 183H87L88 184V188H82L84 185ZM217 183H214V185L211 187V188H213L214 186H217V187H219V186H222V185H220V184H217ZM241 183H240V185H241ZM258 183V184H259ZM260 183V186L259 185H257V184H255V185H257L258 187L257 188H259L260 187V190L261 189H264V186L262 185ZM42 184V185H43ZM81 184V185H80ZM199 184H201V185H204V184H202V183H199ZM205 184V187H207L208 185H206ZM212 184V183H211ZM217 184V185H216ZM233 184V185H234ZM242 184V185H243ZM39 186H41V184L39 183L38 184ZM83 185V186H82ZM133 185V186H134ZM219 185V186H218ZM225 185H226V183H225ZM225 185H223V186H225ZM248 185L250 186V188L248 187ZM37 186V185H36ZM50 186V188H53V186H55V185H49ZM49 186H47L48 187V189H49ZM113 187L115 190H117L118 192L120 191L121 193H123L125 190L124 189H129L128 190V192L129 193H131V194H137L138 196H141V195H143V197L144 198H146V199H148V200H151L152 198H157V199H160V201H162V207L164 206V204L165 205H168L167 207L169 208H167V210H155V212L154 213H156V218L154 219H151L150 217L148 218V216H146V212L148 211V210H146L145 209V205L143 204V202H142V200L141 199H139V197L137 196V195H135L136 197H137V202H136V207L135 208H133V210H131V208H130V210H126V211H128V212H125V213H127L126 215H125V213L123 212L124 210H122V209H120V210H103V209H105V205L104 206H101L100 208H101V210H99V205L102 203V204H107V202L106 201H108L107 200V198H108V192H107V190H108V188L109 187ZM197 186H198V184H197ZM200 186V185H199ZM222 186V187H223ZM42 187V186H41ZM43 187H44V185H43ZM42 187V188H43ZM47 187H45V188H47ZM127 187V188H126ZM203 188H199V190L201 191V190H205V187L204 186H202ZM234 187V186H233ZM239 186H237L236 188H238ZM246 187V186H245ZM244 187V188H245ZM261 187H263V188H261ZM174 188V187H173ZM215 188V187H214ZM220 188V187H219ZM219 188H218V191H219ZM225 188H226V190H227V187L225 186ZM224 187L222 188V190H220V193H219V195H220V198H221V200H222V198L224 197V195L223 194H221V191H223V189H225ZM228 188H229V186H228ZM235 188V189H236ZM239 188H242V187H239ZM239 188L237 189V190H239ZM39 189H41V188H39ZM44 189V188H43ZM196 189H197V187H196ZM210 190V188L209 187H207L206 188V190ZM234 189V188H233ZM233 189H232V191L230 192V191H228V192H226V193H229L228 195H230V193H233L234 191H233ZM252 189V190H253ZM102 190H104V192L102 193L101 191ZM205 190V191H206ZM213 190V189H212ZM216 191H217V188L215 189ZM214 190V192H216ZM225 190V191H226ZM228 190H231V188L230 189H228ZM237 190H235V192H237ZM241 190V189H240ZM251 190V194H253V191ZM255 190V189H254ZM256 190H258V189H256ZM255 190V191H256ZM200 191H199V194H200ZM217 191V192H218ZM224 191V192H225ZM242 191H243V193L242 192H240V193H242L243 195L245 194L244 193V191H246V190H244V189H242ZM248 191V190H247ZM250 191V190H249ZM63 192V191H62ZM71 192V191H70ZM175 192V191H174ZM216 192V193H217ZM235 192H234V194H235ZM263 193L262 194H264V190L262 191ZM76 193V192H75ZM79 193H78V195H79ZM100 193H102V194H100ZM161 193V192H160ZM237 193H239V191L237 192ZM247 194H248V192H246ZM258 192H256V195H258L257 194ZM63 194H65L63 197H67V198H70L71 199V197H69L71 194L70 193H62L61 195H63ZM70 194V195H69ZM73 194V193H72ZM80 194V195H81ZM161 194H163V193H161ZM178 194V193H177ZM182 194V195H183ZM212 194V193H211ZM210 193H208V196H207V193H206V196H205V194H202V197H203V199L205 200H207L208 198H205V197H209V199H208V202L210 203V200H211V198H210V196L209 195H211ZM218 194V193H217ZM217 194H216V196H217ZM233 194V195H234ZM241 194V195H242ZM262 194H260V195H262ZM69 195V196H68ZM77 194H75V196H76ZM77 195V196H78ZM114 195V194H113ZM125 195V194H124ZM126 195H127V193H126ZM133 195V196H134ZM175 195V194H174ZM181 195V196H182ZM197 195V194H196ZM213 196H214V199L216 198L215 197V195L214 194H212ZM218 195V196H219ZM222 195V196H221ZM227 195V194H226ZM226 195H225V197H226ZM232 195V194H231ZM246 195V194H245ZM254 195V194H253ZM252 195V196H253ZM259 195V197L261 198V196ZM72 196H74V195H72ZM85 196L84 197H81V196H78V198L79 197H81L82 199L83 198H85ZM112 196V195H111ZM116 196V195H115ZM115 196H113V197H115ZM122 196V195H121ZM178 196V195H177ZM185 196V198H188V197H186ZM217 196V197H218ZM237 196V195H236ZM240 196V194H238V197ZM251 196V197H252ZM263 196V195H262ZM48 197V196H47ZM117 197V196H116ZM199 197H201L200 195H199ZM198 197V195H197V198H199ZM224 197V198H225ZM240 197H242V196H240ZM236 198V197H234V196H232V197H230V198H236L237 200H242V199H244L243 197L242 198ZM245 198H247V196H244ZM249 198H250V196H248ZM258 197V196H257ZM67 198H63L65 201H66V199ZM72 198H75V197H72ZM80 198V200L79 199H74V201H73V199H72V201H70L69 199V202H77V201H79V202H77V204H76V207H81V203H80V201H83L82 199ZM130 198V197H129ZM134 198V197H133ZM183 198V197H182ZM184 198V199H185ZM190 198H193V196L191 197L190 196ZM223 198V199H224ZM254 198V197H253ZM252 198V199H253ZM110 199V198H109ZM111 199H112V197H111ZM173 199H175V198H173ZM189 199V198H188ZM195 199H196V197H195ZM202 199V198H201ZM202 199V200H203ZM213 199V200H214ZM219 199V198H218ZM258 199V198H257ZM256 199V200H257ZM263 199V197L261 198V199H258L259 200V202H261L262 203V201H260V200H262ZM63 200V201H64ZM96 201V202H93V201ZM177 200V199H176ZM181 200V199H180ZM180 200H179V202H180ZM186 200V199H185ZM197 200H200V199H197ZM203 200V201H204ZM228 200V199H227ZM226 200V201H227ZM230 201H233V202H238L237 200H234V199H229ZM239 201V205H242L243 204V202H245L246 204L248 203V208H246L245 206H244V204H243V209H240V210H244V208H246V212H245V210H244V214L245 213H247L248 211H247V209L248 210H252V212H254V209H256L259 205H261L259 202H258V204L259 205H257V207L256 208H254V209H252V208H249L250 206H249V204H250V202H246L245 201V199L244 200H242V201ZM249 200V199H248ZM247 200V201H248ZM257 200V201H258ZM5 201V198H3L2 200L0 199V203H5L4 202ZM84 201H85V199H84ZM98 201H100V203L98 202ZM117 201V200H116ZM178 201V200H177ZM225 201V200H224ZM252 201V200H251ZM255 201V200H254ZM257 201H256V203H257ZM264 201V200H263ZM98 202V203H97ZM113 202V201H112ZM122 202V201H121ZM172 202H174V201H172ZM182 202V201H181ZM188 202H189V200H188ZM195 202V201H194ZM213 202V201H212ZM219 202V201H218ZM232 202V203H233ZM240 202H242V203H240ZM253 202V201H252ZM61 203H62V201H61ZM63 203H62V205H63ZM87 203H88V200H87ZM120 203V202H119ZM119 203H118V205H117V207H119L120 205H119ZM169 203V202H168ZM175 203V202H174ZM177 203V202H176ZM183 203V202H182ZM186 203H187V201H186ZM196 203H197V201H196ZM200 203V202H199ZM197 204V206L199 207V209L200 210H202L201 209V206H199L201 203H203L202 201H201V203L200 204ZM220 203V202H219ZM225 203H227V202H225ZM255 203V204H256ZM69 204V203H68ZM72 204V203H71ZM178 204V203H177ZM185 204V203H184ZM192 204V205H191ZM222 204H224V203H222ZM238 203H236V205H237ZM252 205H253V203H251ZM264 204V203H263ZM2 205V204H1ZM126 205H128V204H126ZM183 205V204H182ZM227 205V204H226ZM69 206H71V205H69ZM122 206V205H121ZM120 206V207H121ZM180 206V205H179ZM190 206H192L191 208H190ZM197 206H196V208H197ZM63 207H64V205H63ZM131 207V206H130ZM141 207H142V210L139 212V208L141 209ZM161 207V206H160ZM172 207V206H171ZM182 207H186V206H182ZM186 207V208H187ZM224 207V206H223ZM227 206H225V208H226ZM233 207V206H232ZM234 207L236 208V206L234 205ZM255 207V206H254ZM261 207H262V205H261ZM121 208H123V207H121ZM129 208V207H128ZM180 208H181V206H180ZM229 208V209H230ZM240 208H241V206H240ZM260 208V207H259ZM126 209V208H125ZM143 209H145V210H143ZM159 209V208H158ZM174 209V210H173ZM233 209V208H232ZM237 209H238V207H237ZM258 209V208H257ZM22 210H24V209H22ZM186 210V211H187ZM235 212H237L236 211V209H233ZM239 210V209H238ZM185 211V210H184ZM222 211V212H221ZM226 211V212H227ZM229 211H231V210H229ZM228 211V212H229ZM258 211H261V210H258ZM258 211H257V213H258ZM262 211H264L263 209H262ZM262 211L261 212H259L258 213V215L259 216H261L262 217V215L264 214V213H262ZM240 213H238V214H241L242 215V218H243V213L241 212V211H239ZM251 212V211H250ZM255 212H256V210H255ZM254 212V213H255ZM119 213H123V214H120L121 216H114V215H116V214H119ZM189 213V212H188ZM249 213V212H248ZM247 213V214H248ZM253 213V214H254ZM261 213H262V215H261ZM129 214H131V216H133L132 218H127L128 217V215ZM225 214H227V213H225ZM223 215V216H228V222H231L230 220H231V218L229 217V215L227 214V215ZM89 215V216H88ZM231 215H233V213H231ZM235 215H236V213H235ZM250 215V217L252 216L251 214H249ZM255 215V214H254ZM253 215V216H254ZM91 216V217H90ZM245 216L246 215H244V220L246 219V221H247V219L249 218H245ZM252 216V217H253ZM259 216H257V217H259ZM114 217V218H113ZM182 216H180V218H181ZM260 217V218H261ZM15 218V217H14ZM230 218V219H229ZM236 218V217H235ZM235 218H233V219H235ZM223 219L225 220V218L223 217ZM239 219H241V217H239ZM238 218H237V220H239ZM250 219V218H249ZM253 219H255V220H257V219H259V218H257L256 219V217L254 216V218ZM262 220L264 219V218H261ZM67 220V221H68ZM108 220V221H107ZM116 220H120V222H118V221H116ZM216 220V219H215ZM214 220V221H215ZM237 220H235V221H237ZM243 220V219H242ZM241 220V221H242ZM244 220L242 221V222H244ZM255 220H253V223H254V221ZM94 221V220H93ZM219 221V220H218ZM234 220L232 221L233 223L235 222ZM251 221V219L250 220H248V223H245L246 225L245 226H248L249 227V225H251L250 222ZM15 222V221H14ZM118 222V223H117ZM225 223L227 222V220H225L224 221ZM224 222H222L223 224H224ZM241 222V223H242ZM257 222H259L258 220H257ZM16 223V222H15ZM215 223H216V221H215ZM233 223H230V226L233 224ZM236 223V222H235ZM234 223V224H235ZM237 223H238V221H237ZM237 223H236V225H235V228L237 229V230H239V232H241L242 231V229L241 228H239V227H242L243 226V231L245 232H247V233H249L247 230H249V228L251 227H247L248 229H246V230H244V228H246V227H244V225H239V227H238V225H237ZM240 223V224H241ZM259 223H262V226L260 227V229L262 230V229H264V221H261V222H259ZM258 223V224H259ZM135 224H137V225H139V227L140 226H142L141 227V229L144 227V229H145V231L143 230V231H141L140 230V228H138V226L137 225H135ZM162 224V225H161ZM228 225H229V223H227ZM239 224V223H238ZM242 224H244V223H242ZM248 224V225H247ZM40 224H37L35 227L36 228H43L41 225L39 226ZM127 225H131L130 226V228H126L127 227ZM217 225H220V222L217 224ZM225 225V224H224ZM227 225V226H228ZM260 225V224H259ZM212 226V228H214L215 229V231H210V232H208V229L210 228ZM223 226V225H222ZM234 225H232V227H233ZM257 225H254V228L256 227ZM104 227H103V229H104ZM173 227V228H172ZM232 227H229L228 229H229V231L231 232V233H234V234H236L238 231H236V232H234L236 229L234 228V230H233V228ZM212 228H210L211 230H214V229H212ZM232 228V229H231ZM239 228V229H238ZM253 228V227H252ZM253 228V229H254ZM259 228V227H258ZM125 229H127V230H125ZM132 229V230H131ZM167 229H168V231H167ZM176 229H178V226H177V228ZM223 229V228H222ZM224 229H225V227H224ZM223 229V230H224ZM228 229L226 228V230H224V232L225 233H229V231H228ZM256 229V228H255ZM259 229V230H260ZM43 230H44V228H43ZM114 230V231H115ZM171 230V231H172ZM231 230H233V232L231 231ZM241 230V231H240ZM257 230V229H256ZM255 230V233L256 232H259L258 230L256 231ZM260 230V231H261ZM228 231V232H227ZM117 232V231H116ZM165 232V233H166ZM175 232H177V231H175ZM175 232L173 233V234H175ZM224 232L222 231V236L221 235H219L218 237H216L215 236V234H214V236H210L211 238H209L208 239V236H207V239L208 240H211V239H213L212 237H215V240H216V238H217V240L216 241H218L221 237H222V239L223 238H225L226 237V234L224 235ZM238 232V234H240ZM253 231L251 230V233H252ZM261 232H263L264 233V230H262ZM261 232H259L260 234H261ZM215 233H220L221 234V231L219 232H215ZM243 233V232H242ZM247 233H243V236H245L244 234H247ZM251 233H250V235H251ZM254 233V234H255ZM263 233H262V236H264L263 235ZM8 234V233H7ZM163 234H164V232H163ZM216 234V235H217ZM238 234H236V235H234V238H229L231 241H229L230 242V244L229 245H231L232 246V244L234 243V244H239V243H235V239H237V242L238 241H243V239H244V237H243V239H242V237L240 238V239H238V237L236 238L235 236H237ZM258 234V233H257ZM257 234H255V236L254 237H256V239L257 240H259L257 237H259V236H257ZM10 235V234H9ZM12 235V234H11ZM10 235V236H11ZM141 235H143V236H141ZM158 235V236H159ZM166 235V234H165ZM175 235H177V234H175ZM175 235H173L171 238H173L174 239V236ZM224 235V236H223ZM228 235H231L232 237H233V235L232 234H228ZM228 235H227V237H228ZM248 236H249V234H247ZM259 235V234H258ZM10 236H8V237H10ZM168 236V235H167ZM242 236V235H241ZM252 237H253V235H251ZM262 236H260V237H262ZM5 237H6V239H7V235L6 236H4V239H5ZM146 237V236H145ZM163 237H165V236H163ZM170 237V236H169ZM220 237V238H219ZM227 237L225 238V239H223V241H226V239H227ZM239 237H240V235H239ZM11 238V237H10ZM20 238V237H19ZM121 238V239H122ZM158 238V237H157ZM157 238H155L154 240H157ZM160 238V237H159ZM206 238V237H205ZM245 238H247V236H245ZM251 238V237H250ZM263 238V237H262ZM261 238V239H262ZM5 239V240H6ZM36 239V238H35ZM169 240H170V238H168ZM228 239V240H229ZM254 239L255 238H252L251 239V244H250V239H248L249 241V244L252 246H254V244H252V243H255L256 244V241H254ZM260 239V241L261 242H259L260 244H263V246L262 247H264V238H263V240H261ZM3 240V239H2ZM9 240V239H8ZM20 240V239H19ZM40 240V239H39ZM151 240V239H150ZM163 241H160V242H163L164 243V239H162ZM165 240H166V238H165ZM205 240V239H204ZM227 240V241H228ZM235 240V241H234ZM253 240V241H252ZM7 241V240H6ZM36 242L38 241V239L37 240H35ZM151 241H153V238H152V240ZM172 241V242H173ZM234 241V242H233ZM4 242V241H3ZM8 242V241H7ZM19 242H21V240L19 241ZM25 242V241H24ZM34 242V239L31 241V242H28L29 243V245H31L30 243H33ZM121 242H123V241H121ZM150 242V241H149ZM158 241H156V242H153V243H150V244H154V243H157ZM159 242V244H161ZM167 242V241H166ZM165 242V243H166ZM169 242V241H168ZM213 242V241H212ZM212 242H210L209 243V241H208V245H206V247L207 246H209V244L211 245L210 246V249H212L211 247H212ZM220 242L222 243V241H221V239H220ZM231 242H233V243H231ZM244 243H245V240L243 241ZM242 242V243H243ZM246 242H247V240H246ZM248 242H247V244H248ZM6 243V242H5ZM9 243V242H8ZM23 243V242H22ZM35 243V242H34ZM39 243V242H38ZM40 243H42L41 242V240H40ZM39 243V244H40ZM202 243H203V241H202ZM204 243H206V242H204ZM203 243V244H204ZM214 243V242H213ZM215 243H217V242H215ZM226 243H228V242H226ZM243 243V244H244ZM259 243H258V245H259ZM7 244V243H6ZM39 244H37V245H39ZM168 244H170V243H168ZM198 244V243H197ZM218 244H220V243H218ZM223 244V243H222ZM233 244V246H238V251L237 252H239V250H241V249H244V247H242V248H240L239 247V245L241 244H239V245H234ZM243 244L242 245H240V246H243ZM8 245V244H7ZM33 246L34 245H36V244H32ZM31 245V246H32ZM43 245V244H42ZM162 245V244H161ZM165 245V244H164ZM163 245V246H164ZM170 245V246H171ZM202 245V244H201ZM214 245V247H213V249H212V252L211 253H213V250H214V252H216L215 251V247H216V244H213ZM250 245H248V247L246 248L247 249V251L246 250H243V254H245V252H247V253H249V250H250V252H251V255H252V251H251V248L249 249V247H251ZM30 246V247H31ZM40 246V245H39ZM163 246L161 247V249H164L163 248ZM166 246V245H165ZM164 246V247H165ZM169 246V245H168ZM169 246V247H170ZM192 246V247H191ZM200 245L198 244V248H200L199 247ZM204 246V245H203ZM231 246H229L230 247V253L231 252H234L235 250H237V247L236 248H234L233 246V248H231ZM244 246L246 247L247 245H245L244 244ZM256 246V245H255ZM35 247V246H34ZM38 247V246H37ZM186 247L184 248V249H182L181 251H183L184 253L186 252ZM194 247V248H193ZM205 246H204V248H206ZM222 247V246H221ZM228 247V246H227ZM229 247H228V249L227 248H224L223 247V251H225V249H227V250H229ZM260 247V245L258 246V248ZM262 247L260 248V250L262 249ZM36 248V247H35ZM171 248H173V247H171ZM171 248H169V249H171ZM190 248H189V251H191V253H192V250H190ZM197 248V247H196ZM204 248H202V250H200V252L201 251H203V249ZM209 248V247H208ZM208 248H206V250L207 251H209L208 250ZM217 248H219V246L218 247H216V249ZM253 248H255V250L257 251V253H258V255L259 254H262V253H260V250H259V252H258V250L256 249L257 247H253ZM38 249V248H37ZM166 249H168V248H166ZM169 249L167 250V251H169ZM33 250L35 251V249L33 248ZM159 250V249H158ZM174 250V249H173ZM173 250H172V252H171V250L169 251V254L170 255H172V257H173ZM177 250V249H176ZM175 250V252H180L179 250H177L176 251ZM188 250V249H187ZM197 250V249H196ZM218 250V249H217ZM219 250H221L220 248H219ZM232 250H234V251H232ZM254 250V252H256ZM25 251V250H24ZM23 251V252H24ZM30 251V250H29ZM59 251V250H58ZM60 251H62V250H60ZM164 251V250H163ZM188 251V252H189ZM211 251V250H210ZM222 250H221V252H223ZM31 252V251H30ZM174 252V253H175ZM182 252V253H183ZM198 251H195V254L197 253ZM200 252H198V254L200 253ZM220 252V251H219ZM229 252H226V253H229ZM241 252L242 251H240L239 253L241 254ZM261 252H263V251H261ZM22 253V252H21ZM21 253L19 254V255H17V257L19 258V256H21ZM26 253H28V252H26ZM25 253V254H26ZM32 253V252H31ZM35 253H37L36 251H35ZM64 253V252H63ZM62 253V254H63ZM163 252H161V254H162ZM166 252H164V255L163 256H166V254H165ZM183 253V254H184ZM187 253V252H186ZM186 253H185V256H186ZM191 253L189 254V256L191 257ZM230 253L229 254H227L224 258H226L228 255L229 256H231L230 255ZM257 253H254L253 255H252V257H258V259L257 258H254L256 261H258L259 262V256L257 255ZM33 254V253H32ZM31 254V255H32ZM38 254V253H37ZM200 254H202V253H200ZM200 254H199V256H200ZM216 254V253H215ZM219 254V253H218ZM217 254V255H218ZM220 254H222V253H220ZM225 254V253H224ZM233 254H236V252H234ZM239 254V255H240ZM250 254V253H249ZM256 254V255H255ZM24 254L22 253V256H23ZM28 255L30 256V254L28 253ZM35 255V254H34ZM170 255H167V256H170ZM175 256H176V253L174 254ZM179 255V254H178ZM197 255V254H196ZM213 255V254H212ZM217 255H215L216 256V258H219ZM246 255V254H245ZM250 255V256H251ZM21 256V257H22ZM27 257V259H26V257ZM27 256V255H24V260H25V262L28 260V259H30V257L32 258L33 257V259L35 258L34 256ZM63 256V255H62ZM162 256V255H161ZM162 256V257H163ZM174 256V257H175ZM188 256V257H189ZM209 256V255H208ZM207 256V257H208ZM211 256V255H210ZM214 256V255H213ZM221 256V255H220ZM222 256H223V254H222ZM229 256H228V258H229ZM237 257L236 258H233V260L235 261L236 259H238V255H236ZM244 256V255H243ZM247 256H248V254H247ZM263 256V255H262ZM29 257V258H28ZM182 257H184V255H182ZM192 257L194 258L195 256L194 255H192ZM198 257V256H197ZM197 257H195V258H197ZM212 257V256H211ZM235 257V256H234ZM249 257V256H248ZM23 258V257H22ZM158 258V257H157ZM169 258H171V256L170 257H168V259ZM181 258V256L179 255V258H177V256H176V259H180ZM184 258H187V257H184ZM183 258V259H184ZM193 259V260H196V259ZM224 258L222 259L223 260V262H224ZM239 258H242L241 256L239 257ZM245 258H247V257H245ZM19 259H21V258H19ZM32 259V260H33ZM165 259V257L163 258V259H161V261L163 262V264H164V260ZM167 259V258H166ZM166 259H165V262H166ZM167 259V262L169 261ZM175 259V260H176ZM190 258H188V259H185V260H187V262H188V260H189ZM209 260H210V258H208ZM207 259V260H208ZM215 258L213 257V260H214ZM227 259V258H226ZM244 258H242L241 260H243ZM248 259V258H247ZM252 259V258H251ZM250 258L248 259V260H251ZM261 260H260V262H259V264H261V261H262V257L260 258ZM18 260V259H17ZM39 260V259H38ZM158 260L160 261V259L158 258ZM157 260V261H158ZM185 260H183V261H185ZM219 260H221V257H220V259ZM230 260H232L231 258H230ZM232 260V261H233ZM240 260V259H239ZM246 260V259H245ZM248 260H247V262H248ZM255 260H254V262H255ZM15 261V260H14ZM21 260H19V262H20ZM34 261V260H33ZM32 261V262H33ZM37 261V259L34 261L35 263H37L36 262ZM40 262H39V264L41 263V260H39ZM156 261V258H155V263L157 262ZM174 261V260H173ZM172 261V259L170 260V262L171 263H169V264H177V263H175V262H173ZM215 261H217L218 262V259H216ZM215 261H212V262H215ZM234 261L231 263V264H235L236 262H238V261H236L235 263H234ZM252 261V260H251ZM251 261H249L250 263H251ZM19 262H16L15 261V264H18ZM22 262H23V264H24V261L22 260ZM27 262H30V260L29 261H27ZM27 262H26V264H27ZM31 262V263H32ZM151 262H154L153 260H151ZM150 262V264H152ZM176 262H177V260H176ZM179 263H180V260L178 261ZM181 262H182V260H181ZM186 262V263H187ZM190 262H191V260H190ZM190 262H188V263H190ZM195 262V261H194ZM194 262H191L192 264L194 263ZM211 262V261H210ZM221 262V261H220ZM225 262H226V260H225ZM224 262V264H229L228 262H226L225 263ZM231 262V261H230ZM243 262V261H242ZM245 262V261H244ZM248 262V263H249ZM254 262H252L253 264H254ZM263 262H264V258H263ZM262 262V264H264ZM35 263H33V264H35ZM108 263H110V261L108 262ZM178 263V264H179ZM183 263V262H182ZM185 263V262H184ZM185 263V264H186ZM219 263V262H218ZM218 263H215V264H218ZM239 263V262H238ZM238 263H236V264H238ZM241 263V262H240ZM255 263H257V262H255ZM9 264V263H8ZM13 264V263H12ZM29 264V263H28ZM42 264V263H41ZM146 264V263H145ZM154 264V263H153ZM166 264H168V263H166ZM181 264V263H180ZM206 264H207V261H206ZM209 264H211V263H209ZM214 264V263H213ZM221 264V263H220ZM242 264V263H241ZM244 264H247L246 262L244 263Z\"/></svg>", "mask_w": 264, "mask_h": 264}, {"label": "water", "instance_id": "water-1", "mask_svg": "<svg viewBox=\"0 0 264 264\" xmlns=\"http://www.w3.org/2000/svg\"><path fill=\"white\" fill-rule=\"evenodd\" d=\"M108 44H106V46H107ZM96 59V58H95ZM99 61V60H98ZM97 63V62H96ZM130 75H131V73H130ZM89 91V90H88Z\"/></svg>", "mask_w": 264, "mask_h": 264}]
</instances>
